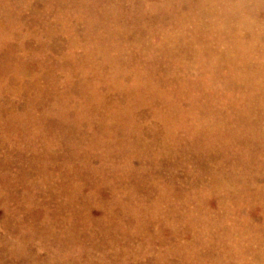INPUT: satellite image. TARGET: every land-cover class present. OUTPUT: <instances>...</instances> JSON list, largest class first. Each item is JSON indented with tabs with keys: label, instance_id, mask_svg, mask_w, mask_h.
Returning <instances> with one entry per match:
<instances>
[{
	"label": "rangeland",
	"instance_id": "374dc122",
	"mask_svg": "<svg viewBox=\"0 0 264 264\" xmlns=\"http://www.w3.org/2000/svg\"><path fill=\"white\" fill-rule=\"evenodd\" d=\"M0 8H3V9H0V25H1L0 29L4 30V31L0 30V264H130L131 262H132L131 264H144L147 260L145 258H148V260L152 259V261H151V262H153L152 264H155V263L156 264H162V263L163 264H169V263L170 264H172V263L177 264L179 262H180L179 264H216V263L217 264H244V263L247 264L248 260L250 261L249 262L250 264H252V263L254 264V262H255V264H264V214H263L264 213V198H263L264 197V189H263L264 188V178H263L264 177V168L260 167L262 165L261 162L264 163V155H263L264 150H262V149H264V144H263L264 143V137L261 138V136H264V116H263V112L259 109L260 99L261 98L263 99L264 97L262 96L261 93L256 94L257 95L256 97H253L252 95H250L251 89L254 87L260 86V84L262 83V79L264 78V65H263V68L254 76L253 75L248 76V74H246V72H241L239 70L237 72H235V70H234L235 73L232 71H229L230 72L229 73L228 70L232 69L230 66H228L229 63L222 61L220 59L222 56H218V55H223L224 52L226 53V51L228 50V49H226V47L234 48L235 46H237L238 42L240 43L242 41V44H244V47L247 50H250V52L252 51L251 52L252 54L258 55L259 53H261V54H259V56L256 55V57L260 58V56H261L260 59H263L262 61L264 63V51H263L264 50V0H247V1L246 0H0ZM223 10H224V12H223ZM220 12H221L222 16L220 15ZM228 12H229V14L227 15ZM235 12H236V14H235ZM108 14L110 15L111 18L109 17ZM111 14H113V15H111ZM225 15H227L228 17ZM241 15H243V16H241ZM114 16H116L118 18H116ZM184 16H186L185 18L187 19V21H186V19H182V17H184ZM188 16H190V17H188ZM119 17H120V19H119ZM136 17H138L140 24L137 23L138 20H136L137 19ZM148 17H149V19L151 18L150 19L151 23L148 22L149 21V19H147ZM168 17H169V20L167 19ZM225 17H227V19ZM121 18H123L124 20ZM130 18H132V19H130ZM143 18H145V19H143ZM164 18H166L168 21L167 20L165 21ZM179 18L182 19L183 23L180 21ZM191 18L193 19V21ZM218 18H219V21H218L219 23L223 22V20H224V22H223L224 26L222 25V23L219 24L217 22ZM231 18L233 20H231ZM249 18H252V20L251 19L249 20ZM157 19L159 21H156ZM211 19L214 22L211 21ZM214 19H216V20H214ZM228 19H229V21H228ZM255 19L257 21H255ZM129 20H130V22H129ZM135 20H136V22H133ZM160 20H161V22H160ZM162 20H164L163 24H165V26L162 24ZM110 21H113V22L110 23ZM201 21H203V22H201ZM207 21H208V23H207ZM225 21L227 22V25L225 24ZM244 21H245V23H244ZM51 22H52V25H51ZM169 22H171V23H169ZM180 22L182 24H184V23L185 24L182 25ZM195 22H197V23H195ZM212 22L214 24H212ZM240 22H241V24H240ZM56 23L59 25H57ZM128 23L130 25H128ZM132 23H134L135 25ZM143 23H144L145 27L142 25ZM166 23H167V25H166ZM198 23H200L199 26L197 25ZM7 24H8V26H7ZM107 24H108V27H107ZM110 24L112 26H110ZM115 24H118L119 26L115 25ZM152 24H153V26H152ZM186 24H189V27ZM209 24H211V25H209ZM229 24H231V25H229ZM2 25H3V27H2ZM64 25H66L65 27H67L66 29L64 28L65 30L63 29ZM132 25L136 26L137 28L135 29V27H131ZM160 25L164 28V32H163V29ZM214 25H216V26H214ZM220 25L222 27H219ZM57 26L60 29L56 28ZM60 26H62V27H60ZM109 26H110V28H109ZM114 26L116 28H114ZM125 26H127V27H125ZM129 26L133 30L131 29V31H129L130 30ZM156 26L161 27L160 28L161 31H160L159 27L157 28ZM171 26H173V27H171ZM191 26L192 27L195 26L196 28H192ZM250 26H252V28L249 30ZM150 27H153V28L150 29ZM170 27H171V29H170ZM186 27H188L189 29ZM215 27H216V29H215ZM223 27H224V29H223ZM245 27L246 28L248 27V28L246 29ZM61 29H62V31H61ZM108 29H110V32ZM116 29H117V31H116ZM153 29H155V30L153 31ZM178 29H181V30H178ZM190 29L192 31L194 29L197 32L196 31L192 32ZM202 29L204 31H202ZM228 29H231L232 32ZM101 30H102V33H101ZM104 30H106V31L104 32ZM111 30L114 32L115 38L112 37L113 32ZM141 30H142V32H139ZM143 30H145V31H143ZM165 30H166V32H165ZM183 30H185V31H183ZM187 30L188 31L190 30V31L186 32ZM60 31L63 32L65 35L61 34ZM210 31H211V34H210ZM216 31H218V33ZM67 32H68V35L66 34ZM106 32H109V34L112 32L111 33L112 39L108 35V33H107V36H109V37H107L106 35L103 37V35ZM169 32H170V35H168ZM227 32H229V33L226 34ZM117 33L120 36L116 35ZM143 33H145V34H143ZM152 33H153V35H152ZM247 33H248V35H247ZM163 34H164V36H162ZM178 34H180V35H178ZM181 34H182V37H181ZM167 35L170 36L171 38H169ZM184 35H187V37ZM195 35H196V37H195ZM117 36H118V38H117ZM165 36H166V38H164ZM230 36L232 38H230ZM70 37H72V38L69 39ZM151 37H152V39H151ZM208 37H210V39H212V40L209 39V41H208V39H206ZM88 38H89V40H88ZM172 38L174 39V42L171 41V40H173ZM182 38L183 39L185 38V40H187L186 43L184 42L185 40H182ZM196 38H197V40H194ZM217 38H219V39L217 40ZM240 38H241V41H240ZM97 39L99 42L97 41ZM117 39H120V40H117ZM121 39H122V41H121ZM162 39H163V41H162ZM167 39H168V41H166ZM70 40H72L73 42ZM114 40L115 41L117 40V41L113 42ZM144 40H147V42L144 43L145 42ZM175 40H177V41H175ZM203 40H204V42H203ZM213 40H215L216 44ZM118 41H119V43L124 41L123 45H122V43L119 44ZM141 41H143V42L141 43ZM169 41H171V43ZM221 41H222V43H221ZM89 42H91V44H89ZM175 42H177V43H175ZM200 42L204 45V47L207 46V48H204L203 45H200ZM208 42H209V44H208ZM107 43L109 45H107ZM127 43H129V45ZM181 43H182V45L180 47L179 44H181ZM187 43H188V45H187ZM213 43L215 45H213ZM113 44H114V48H113ZM175 44H176V46H174ZM227 44L228 45L230 44V47ZM96 45L99 46L100 48L97 47ZM102 45H103V47H102ZM115 45H121V46H115ZM156 45L159 47H162V48H158V47H156ZM177 45H178V47H177ZM199 45L202 46L204 49H200L202 47H200ZM109 46H111V47H109ZM164 46H165V48H164ZM186 47L188 50L185 49ZM189 47L190 48L193 47V48L189 49ZM210 47L212 50L210 49ZM95 48H96V50H94ZM98 48H99V50H98ZM109 49H110V52H109ZM130 49H132V50H130ZM183 49H184V52H183ZM193 49L194 50L196 49V51L198 50L197 52L194 51V52H196V54H194V52H191V51H193ZM225 49H226V51H225ZM88 50L89 51L92 50V52L90 51L92 53V55L90 52H88ZM97 50H98V52H96ZM104 50L109 53L108 55H110L111 51H113L112 54L110 55L108 63H107V60H108L109 56L107 55V53H103ZM160 51H161V53H160ZM121 52L123 53V56H122ZM127 52H129L130 55L131 54L132 55L130 56L129 53H127ZM175 52H177V53H175ZM181 52H182V54H184L183 56H182V54L180 55ZM208 52H209V54H208ZM220 52H222V53H220ZM87 53H90V54H87ZM99 53H102L101 54L102 56ZM116 53H117V58H116ZM124 53H126V54L124 55ZM155 53H156V55H155ZM174 53H175V55L176 54L178 55V53H179L180 56L179 55L174 56ZM199 53H202V54H200L201 55L200 60H199V58H197V56H199ZM96 54L98 55V57ZM103 54H105V55H103ZM172 55H173V57H171ZM187 55H190V57ZM70 56H71V58L74 56L72 58V60H70L71 58L67 59ZM106 56H108V57H106ZM161 56H163L164 61H163V59L161 61H159L161 59ZM185 56H186L187 60H186V58H184ZM193 56H194V58H193ZM216 56H217V59H215ZM81 57H82V59H81ZM101 57H102V59H100ZM123 57H125V58H123ZM175 57H177L178 60H176L177 58H175ZM213 57H214V59H213ZM74 58H75V60H74ZM104 58H106V59H104ZM76 59H77V61H76ZM83 59H85V60L88 59V61L91 59L90 60L91 63L88 61L85 62V60L83 61ZM97 59H99L98 64H96L98 61ZM128 59L129 60L131 59L132 62L129 61ZM234 59H238V55L235 56ZM92 60L93 61L95 60L96 63L93 62ZM115 60H116V62H115ZM139 60H140L141 65L138 62ZM156 60L159 63L160 62L161 63L160 64L157 63ZM71 61H75V63L72 62V64L70 66H68ZM80 61L85 62L83 64H86V65L83 66V64ZM101 61H102V63H101ZM135 61H137V62H135ZM188 61H190V62H188ZM87 62H88V64H87ZM92 62H93V64H92ZM165 62H166V64H165ZM169 62H171V64L174 62L173 66ZM186 62H187V65L185 64ZM78 63L82 64V65H79ZM135 63H137V64H135ZM148 63H149V65H148ZM191 63H192V66H191ZM89 64L91 66L95 67L96 69L93 67L92 68L90 67V69H91L90 70L88 68ZM94 64H95V66H94ZM107 64L111 68L108 67ZM116 64L118 66L119 65L120 66L118 67V66H116ZM132 64H133V67H132ZM184 64H185V67H184ZM193 64L195 66H197L196 67L197 69L194 67ZM233 64H235V66H236V67H234V69L239 68L237 63H233ZM121 65L125 66V68L121 67ZM130 65H131V68L129 67ZM144 65H145V68L143 67ZM151 65H153V66L150 67ZM175 65H176V67H175ZM199 65L202 67L201 69H200ZM146 66L147 67L149 66L148 69ZM157 66H158V68H157ZM159 66L162 68V70H160ZM168 66H170V67H168ZM180 66H181L182 72L184 70V72H186V73L180 72L181 71ZM106 67H107V70H108V68L111 70H108L109 71L108 72L107 70H105ZM141 67H143V68H141ZM165 67L167 70L164 71L163 68H165ZM172 67H173V69H172ZM214 67H215V69H214ZM224 67H226V68H224ZM84 68H85V70H84ZM98 68L99 69L101 68V69L99 70ZM113 68H114V70H113ZM153 68H155V69H153ZM194 68H195V70H194ZM92 69H94V70H92ZM117 69H119V70H117ZM121 69H123V70H121ZM174 69L177 70L178 72H180L181 75L178 72L173 71ZM209 69H210V71H208ZM87 70H89V71L86 72ZM97 70H99L100 72H98ZM116 70L119 72H117ZM145 70L148 73H146ZM95 71H96V73H95ZM101 71L102 72L104 71V73H102ZM110 71H112V72H110ZM203 71H206V72H203ZM219 71L221 73L223 72V74H224V76L220 75L222 81L219 77ZM85 72H86V74L84 75ZM113 72H115L116 74H114ZM92 73L95 75H93ZM228 73L231 77H233L235 75L234 77H237L238 80L232 81L231 79H229L225 75ZM242 73L245 75H243ZM96 74H97L98 80L96 78ZM117 74L118 75L120 74V77ZM146 74H148L150 78ZM160 74H162V75H160ZM116 75L118 77H116ZM122 75H123V77H122ZM145 75H146L147 79H145L146 78ZM137 76H138V78H137ZM246 76L250 77V78H248V80H247ZM65 77H68L69 79H66ZM72 77H74V78H72ZM121 77H122L123 81L122 80L120 81ZM127 77L129 79V82H128V80H126ZM181 77H183V79ZM242 77L246 78L248 84L246 83V81H243L244 84L242 85L243 82L239 81V80L243 79ZM114 78H115V80H116V78H118L117 79L118 81L116 80V83L113 84ZM162 78H163V81L166 80L167 82L166 81L163 82ZM188 78L192 81H190ZM50 79H54V81H52ZM70 79H72L73 82L75 80V84L73 82H70ZM87 79H90V80H87ZM93 79H94V81H92ZM95 79L97 81H99L98 83H100V86L96 83ZM99 79L102 81H100ZM150 79H151V81H150ZM202 79H204V81H202ZM59 80H61V82ZM66 81L67 82L69 81L71 83V86H68L70 83H67ZM143 81H145V82H143ZM147 81H149V82H147ZM158 81H159V83H158ZM249 81L254 82V83L251 82L254 86L251 83H249ZM256 81H259L260 84ZM101 82H103V83H101ZM117 82L119 84H117ZM134 82H136V83L134 84ZM231 82H233V83H231ZM234 82H236V83H234ZM59 83H62V84L60 85ZM164 83L166 85H164ZM195 83H196V86H195ZM66 84H68V85H66ZM91 84H93V85H91ZM157 84L158 85L162 84L163 86L161 85V87H160ZM176 84H178V85H176ZM180 84H181V87L183 89L180 88V86H179ZM197 84H198V87H197ZM59 85H60V87H59ZM94 85L99 87L100 90L97 87H95L96 91H93L94 89H92V87ZM104 85H105V87H104ZM119 85H120V88L117 87ZM129 85L132 86V89L130 88ZM154 85H157L159 88H157L155 86L156 87V90H155ZM168 85H170V87ZM172 85H174V86H172ZM199 85L202 86V87H200V89H199ZM223 85H224V87H223ZM229 85H231V86H229ZM234 85H236V86H234ZM240 85L242 87H240ZM165 86H167L169 89ZM194 86H195V88H194ZM100 87H103V88H100ZM162 87H165V88H162ZM171 87H173L174 90ZM53 88H55V89H53ZM60 88H61V90H60ZM68 88L70 90H68ZM80 88L82 89V91ZM170 88H171V90H170ZM220 88H222V89H220ZM88 89H89V91H88ZM103 89H104V91H103ZM190 89H192V90L190 91ZM195 89H196V91H197V89L199 91L195 92ZM90 90H91V92H90ZM109 90H110V92H109ZM111 90L114 94L111 92ZM114 90H116V91H114ZM126 90H128V91H126ZM53 91H55V92L57 91V92L54 93ZM135 91H136V93H135ZM172 91H176V92H172ZM67 92H71V94L72 93L73 94L71 95L70 93H67ZM64 93H65V95H64ZM93 93H95L98 97L102 96L101 99L103 100V102L100 99V97H99L100 101L97 100L98 97L97 96L94 97L95 94L93 95ZM97 93H99V94H97ZM174 93L177 96H175ZM179 93L180 94L182 93V95H180ZM207 93H209L210 95ZM214 93H217V94L214 95ZM59 94H61L62 97H60ZM66 94H70L74 99L71 98V96L66 95ZM89 94L91 95L92 98L90 97ZM172 94H173L175 99L179 98V99H182V101L179 99L173 100L174 98L171 97ZM183 94H186V95L183 96ZM188 94L190 97L188 96ZM191 94H193V95H191ZM38 95H41V96H38ZM43 95H44V97H42ZM85 95H87V97ZM55 96L57 99L55 98ZM65 96H66V98H65ZM119 96H121V97H119ZM39 97H41V98H39ZM50 97H51V100H50ZM68 97L71 98V99L69 98L71 103L68 102L69 101ZM80 97H81V100L79 99ZM82 97L84 98V101H83ZM85 97H86V99H85ZM108 97H110V98H108ZM131 97H132V100L130 103L128 101H129V99H131ZM44 98L48 99L49 101L48 100L45 101ZM58 98H62L61 99L62 105L60 108H59V106L61 103H60V100H58ZM186 98H187V101H186ZM118 99H119V101H118ZM52 100L53 101L55 100V101L53 102ZM64 100L66 102H68V103H66V104H68L67 106L64 103ZM95 100L98 101L99 103H96ZM177 101H180V102L177 103ZM84 102L86 104H84ZM92 102H93V105H92ZM136 102H138V103H136ZM109 103H111V106H109ZM122 103L124 104V107H123ZM126 103L128 104V106L126 105ZM49 104H53L54 108L56 107V105H57V107L54 109L53 105L50 106ZM129 104H131V105H129ZM134 104H136V106H134ZM146 104H148V105H146ZM247 104H248V106H247ZM78 105H81V106H78ZM117 105L120 106L121 110L119 109V106H117ZM68 106L69 107L71 106L70 109H66V107L69 108ZM85 106H87V107H85ZM198 106L199 107L203 106V107H201L199 109ZM204 106H205V108H204ZM142 107H144V109H142ZM172 107H175V108L173 109ZM194 107H196V108H194ZM50 108H53V111H55V112H53L52 109H50ZM117 108L119 109V111L117 110ZM146 108H148V109H146ZM246 108L248 110H250V112L247 111ZM114 109H116L118 113ZM127 109H129V110H127ZM137 109H138V111H137ZM191 109H192V111H191ZM61 110H63L64 112ZM71 110H72V112L73 111L74 112L72 114H70V116H69L68 114L71 113L70 112ZM75 110H76V112H75ZM126 110H127V114H125ZM179 110H180V112H179ZM193 110H194V112H193ZM198 110L201 111L202 114L199 113ZM50 111H52V112H50ZM92 111H93V113H91ZM94 111L96 112V114L97 113H100V114L96 115V114H94ZM190 111H191L193 116L189 115ZM244 111L250 113L249 116H248V114H245L246 112H244ZM185 112H186V114H185ZM231 112H232V114H231ZM53 113L55 114V116ZM74 113H75V116L73 115ZM132 113H134V114H132ZM166 113H168V114H166ZM206 113H208V114H206ZM234 113L236 115H234ZM90 114H92V115H90ZM177 114H179V115H177ZM194 114L197 115V116H195L197 119L194 118ZM221 114H223V116ZM240 114H242V116ZM244 114L247 115V117ZM71 115L73 118L71 117ZM89 115H90V117H89ZM115 115L117 118L115 117ZM122 115L127 116V117L123 118ZM186 115L187 116L189 115V117H187ZM96 116H97V118H96ZM130 116H131V118H130ZM118 117H122V118H118ZM184 117H186V118H184ZM222 118H223V121H225V122L222 121ZM244 118H246V119H244ZM97 119H99L100 121ZM108 119H109L110 127L107 124ZM125 120H126V122H125ZM175 120H177V121H175ZM181 120H182V123L179 122ZM191 120H193V121L190 122ZM247 120H248V122H247ZM85 121L87 123H85ZM65 122L68 124H66ZM100 122H102V124H100ZM113 122H115V123H113ZM64 123H65V125H64ZM82 123H83V125H82ZM127 123H128V125H127ZM178 123H180V124H178ZM94 124L96 125V127ZM183 124L185 127L183 126ZM193 124L195 126H193ZM99 125H101V129L103 126H106V128L103 127L104 129L101 130ZM179 125L180 126L182 125L181 128ZM244 125H245V127H244ZM257 125H258V127H257ZM126 126H128V127H126ZM219 126H222V129ZM47 127H49V128H47ZM56 127H58V128H56ZM91 127L93 128V130ZM154 127H156V128H154ZM217 127H218V129H217ZM44 128L47 131H45ZM112 128H113V130H112ZM190 128H192V129H190ZM51 129H52L53 133H51L52 132ZM54 129H56V130L58 129L57 131L55 130L57 132L58 138H57V135L54 134V133H56L54 131ZM189 129H190V132H188ZM210 129L213 132H210L211 131ZM226 129L228 130V133L229 132L231 133V135H229L230 133L228 134L226 132ZM60 130H61V133L59 132ZM79 130L80 131L83 130V131L80 132ZM165 130H167V131H165ZM217 130H219V131H217ZM260 130L262 133L260 132ZM42 131H43V133H42ZM78 131H79V135L77 134ZM102 131H104V132H102ZM235 131L236 132L239 131V132L234 133ZM257 131H258V133H256ZM49 132H50L51 136H50V134L49 135L45 134V133H49ZM139 132H141V133H139ZM174 132H176V133H174ZM195 132H197L198 134ZM218 132L221 136L218 135ZM221 132H223V133H221ZM95 133H97V134L100 133L101 135L102 134L103 135L101 136V135H97ZM61 134H62V136L63 135L64 136L62 137ZM75 134H77L76 137H75ZM156 134H157V138H156ZM240 134H242L243 136ZM245 134H246L245 137H247L246 139L244 137ZM253 134H257L256 138L251 136ZM52 135H53V138L51 139ZM55 135H56V138L54 137ZM67 135H69V137ZM188 135H189V137H188ZM45 136H47V137H45ZM87 136L90 139L89 138L85 139V137H87ZM229 136H230V138H229ZM231 136H233V137H231ZM250 136L252 138H255L256 140H254V139L250 140L249 139V138H251ZM16 137L19 139H17ZM67 137L70 140L67 139L68 140L67 141L66 140ZM111 137H112V139H111ZM60 138H61V140H60ZM172 138H174V139H172ZM232 138H234V139L231 140ZM260 138H261V140H260ZM8 139H9V141H8ZM38 139H39V141H38ZM40 139H42V140L40 141ZM78 139H79V141H76ZM83 139H84V141H83ZM102 139L103 140L106 139V140L103 141ZM227 139L232 141L233 144L230 143ZM247 139H249V140H247ZM257 139H258V141H257ZM80 140L82 142H80ZM99 140H101V141H99ZM187 140H189L190 142L187 143ZM239 140H240V143H239ZM31 141L32 142L37 141V142L32 143ZM123 141L127 145L126 148L123 147V146H125V143ZM144 141H146V142H144ZM157 141L161 145H159L157 143ZM220 141H225V142H223L222 143L223 145H222ZM226 141L229 142V143L227 142V144L230 145V148L232 147L231 149L228 148L229 146L226 145ZM249 141H251V143H253V144H251ZM252 141H254V142H252ZM12 142H14V143H12ZM16 142H18V143H16ZM45 142H47V144L50 143V145L49 144L48 145L49 146L52 145V146L49 147V146L45 145ZM217 142H220V143H217ZM7 143H8V145H7ZM40 143H41V145H40ZM78 143H79V146H78ZM147 144L150 146H147ZM231 144H232V146H231ZM239 144H242V145H239ZM80 145H82V146H80ZM167 145H168V147H167ZM175 145L177 147H175ZM220 145H221V148H220ZM244 145L245 146L248 145L250 150L252 147L253 151L252 150L247 151L248 148H246ZM259 145H261V147L263 145V147L261 148V147H259ZM35 146H37V147H35ZM42 146H43V148H42ZM65 146H67V147H65ZM120 146H121V148L123 147V151L121 150ZM140 146L142 147L141 148L142 151L139 150ZM151 146H152V150H151ZM162 146L165 148H163ZM169 146L171 147V150H170ZM217 146H219V147H217ZM45 147H47V148H45ZM131 147H132V149H131ZM157 147H160V150ZM209 147H210V149H209ZM233 147H234V149H233ZM242 147H244V148H242ZM1 148H2V150H1ZM34 148H37V149L35 150ZM74 148H76V149L74 150ZM118 148H119V151H118ZM191 148H193V149H191ZM61 149H63V150L61 151ZM64 149H67V150H64ZM111 149H112V151H111ZM165 149H167V150H165ZM208 149H209V153H208ZM239 149L242 150L243 153L241 151H239ZM255 149H256V151H254ZM260 149H261V151H260ZM91 150H92V153H91ZM93 150H95L96 152L95 151L93 152ZM177 150L181 153V156ZM233 150H235V151H233ZM41 151H42V153H41ZM162 151H163V153H162ZM166 151H168L167 153L169 156L166 155ZM174 151H176L177 153L175 154ZM49 152H51V153H49ZM61 152H63V153H61ZM138 152H140V155L138 154ZM142 152H143V154H142ZM173 152H174V154H173ZM204 152L207 153L209 156L206 155ZM223 152H224V154H223ZM249 152H251V154H253V155H251ZM258 152H260V154ZM70 153H71V155H70ZM88 153H89V155H88ZM101 153L104 155H102ZM152 153H154V154H152ZM188 153H191V154H188ZM42 154H43L44 158H43ZM50 154H52V155L50 156ZM60 154L63 156L62 158L60 157ZM120 154L124 158L122 156H120ZM135 154H138V155H135ZM160 154H162L163 156L162 155L160 156ZM245 154L247 156H244ZM172 155H174V156H172ZM221 155L222 156L224 155V156L221 157ZM225 155H227V156H225ZM231 155H233L236 158H234ZM30 156H31V158H30ZM37 156H38V158H37ZM40 156H42V157H40ZM89 156H90V159H89ZM140 156H142V157H140ZM164 156H166V158H164ZM177 156H179V157H177ZM205 156L208 157L207 158L208 159L207 161H209L208 165H207V161L205 160L206 159ZM259 156H260V158H259ZM261 156L263 158H261ZM58 157H60V158H58ZM68 157H69V159H68ZM80 157L82 158V160ZM84 157H87L88 159L84 158ZM99 157H100V159H99ZM152 157H153V159H152ZM160 157L162 158L161 160H160ZM168 157L172 161L167 159ZM172 157H174V158H172ZM184 157H185V159H184ZM188 157L191 160H188ZM231 157L234 158V159H232L233 161L236 160L235 161L236 164H235V162L232 163L233 161L231 159H228ZM33 158H34V160H33ZM224 158H226L227 160H225ZM245 158H247V159H245ZM27 159L28 160L32 159L33 161L32 160L28 161ZM40 159H44L45 161H41ZM62 159L63 160L68 159L67 160L68 162L64 161L65 163L63 165L62 163H60L61 161L63 162ZM84 159H85V161H83ZM174 159L176 161H173ZM197 159H198L199 163H198ZM248 159L250 160L249 162H248ZM106 160H108L110 163ZM129 160H130V163H129ZM145 160L146 161L149 160V161L146 162ZM150 160H151L152 164L150 163ZM163 160H165V162L161 163ZM167 160H168V162H170V164L167 162ZM253 160L256 163L255 165H254ZM38 161H39V163H38ZM75 161H77V162L75 163ZM101 161H104V162H101ZM121 161H122V163H121ZM191 161H193V162H191ZM228 161H229V165H228ZM256 161H259L260 164H258ZM153 162H156V163H153ZM246 162H248V163L253 162V163L247 164ZM71 163H73V164H71ZM101 163H102V166L103 165H106V166L102 167ZM105 163H107V164H105ZM123 163H125V164H123ZM143 163H144V165H143ZM113 164H115V165H113ZM156 164H158V165L156 166ZM165 164L168 166V168ZM174 164H175V166H174ZM210 164H212V165H210ZM223 164H225V165H223ZM233 164H234V167L231 166ZM67 165L69 167H72L73 170H72V168L67 167L68 170L66 171L65 169H66ZM107 165H110V166H107ZM153 165H154V167H153ZM159 165H161V167H159ZM192 165L194 166V168ZM44 166H48V167L45 168ZM63 166H64V168H63ZM83 166H84L85 170H84ZM89 166L91 167V169ZM115 166H117V167H115ZM216 166H218L219 170L217 169ZM236 166H238V170H237ZM255 166H257V167L259 166L258 167L259 169L257 167L255 169ZM263 166H264V164H263ZM74 167H76V168H74ZM86 167H89V168L86 169ZM95 167L97 168V170H95ZM129 167H132L133 170H132V168H129ZM209 167L211 169H209ZM228 167H230V168H228ZM231 167H232V169L234 168L232 171L233 173L231 172ZM93 168H94V171L92 170ZM109 168L110 169L112 168V169L110 170ZM114 168H117V171ZM213 168H214V170L216 169V171L217 170L218 171L213 172ZM62 169H64V170H62ZM102 169H105V170H102ZM129 169L132 170L133 172L130 171ZM156 169H158V170H156ZM168 169L171 172H169ZM198 169H199V171H198ZM206 169H207V171H204ZM220 169H221V173L219 172ZM224 169L227 172L224 171ZM113 170H115L114 173H112ZM194 170H195V173H194ZM235 170H237V172ZM60 171H62V172H60ZM70 171H73V172H70ZM78 171L80 173H78ZM82 171H83V174H82ZM102 171H103V173H101ZM153 171H155V172H153ZM156 171H157L158 175H156L157 174ZM222 171L224 173H222ZM250 171H251L252 175L250 174ZM183 172H184V174H183ZM202 172L204 173L205 177L203 176ZM68 173H69V175H68ZM71 173H72V175H71ZM131 173H133L134 176H133V174L131 175ZM154 173H156V174H154ZM161 173H163L162 178H161ZM213 173L216 174L217 176L214 175L215 177L213 176L212 178H211V176H208V174L213 175ZM234 173H237V174H234ZM65 174L68 176H66ZM86 174H88V176ZM98 174H100V176ZM195 174H197V175H195ZM70 175L72 177L73 176L74 177L70 178L71 177ZM79 175H82V176H79ZM91 175H92V177H91ZM111 175H113V176H111ZM126 175H127L128 180L126 179ZM136 175H138V176H136ZM154 175H155V177H154ZM178 175H180V176H178ZM246 175H247L248 179H246L247 178ZM254 175H255V177H254ZM96 176L100 179V181ZM129 176L131 178H129ZM193 176H195V177H193ZM220 176H223L222 177L223 179ZM231 176H232V178H231ZM11 177H12V179H11ZM13 177H14V179H13ZM16 177L18 179H16ZM120 177H121V179H120ZM200 177H201V179H200ZM66 178H68V179H66ZM75 178L77 179V181ZM163 178H164V180H163ZM206 178H208V179H206ZM241 178H243L244 180L246 179V181H244ZM252 178H254V180ZM91 179H93V180L91 181ZM108 179L110 180L109 183H108ZM213 179L216 181L215 183H214ZM219 179H220V181H219ZM239 179L242 182L243 181L244 182L241 183V181ZM71 180H73L75 182H73ZM105 180L107 181V183ZM12 181H14V182H12ZM248 181L249 182L251 181L250 182L251 184L248 183ZM259 181H261V182L259 183ZM47 182L50 184H48ZM157 182H159V183H157ZM246 182L249 184V186L246 185V187H248V189L245 187V184H247ZM72 183H74V184H72ZM110 183H112V184H110ZM93 184L96 185V187H94ZM129 184H131V185L129 186ZM134 184H135V186H134ZM231 184L233 185V187H231ZM140 185H141V187H140L141 190H143L145 188L144 190L147 189V191H144V190L141 191L140 188L138 189V187ZM158 185L160 186V188ZM224 185L228 186V187L230 186V188H232V189H229V188L226 189V187ZM237 185L238 186L241 185L242 186L241 189H240V187H235ZM250 185H251V187H250ZM103 186H105V187H103ZM261 186H263V187H261ZM148 187L150 190H148ZM200 187H201V189H200ZM96 188H98L99 190L98 189L96 190ZM128 188L130 190H128ZM233 188H235V189H233ZM123 189H124V191H123ZM126 189L129 191V193L125 191ZM183 189L185 191V194H187L186 196L184 194ZM199 189L201 192L199 191ZM243 189L244 190L246 189V190L243 191ZM109 190H110V192H109ZM241 190L243 191V193ZM111 191L112 192H118L119 191V192L115 194V193H112ZM136 191L139 193H137ZM239 191H241V192L238 193ZM256 191H257V193H256ZM199 192H200V194H199ZM120 193H123V194H120ZM252 193H254V194H252ZM255 193L257 194V197H256ZM94 194H95V196H94ZM251 194L254 195V197ZM142 195L144 198H142ZM154 195H156V196H154ZM239 195L243 199H241L239 197ZM80 196H82V199ZM129 196H131V197H129ZM193 196H194V198H193ZM229 196H231V197L229 198ZM251 196L255 199H253ZM111 197H113V198H111ZM185 197H186V199L184 200ZM225 197L228 199H226ZM234 197H237V199L235 198L236 200H234ZM108 198H110V199H108ZM230 199L231 200L233 199V200L229 201ZM240 199L242 200V202L240 201ZM244 200H246V201H244ZM183 201H185V202L183 203ZM236 203L239 204V208H238V205ZM110 204L111 205L113 204L112 207ZM107 205H109L108 208L110 210H108ZM174 205H175V207H174ZM14 207L16 210H14ZM143 207H144V209H143ZM180 207L182 209H184L185 211L182 210ZM105 208H107V210ZM116 208H117V210H116ZM28 209H30V210H28ZM220 209H222V210H220ZM108 211L112 212V213H110L111 215L109 214ZM220 212H222V213H220ZM235 212H236V214H235ZM113 213H114V215H113ZM116 213H117V215H116ZM225 213H226V215H225ZM240 213H242V214H240ZM243 215H245V216H243ZM126 216H127V218H126ZM153 218L155 220H153ZM106 219H107V221H106ZM126 219L127 220L129 219L128 224H127ZM94 220H95V222H94ZM244 220H245V222H244ZM17 221L20 224H18ZM119 222H122V223L124 222V223L122 225V223H119ZM92 223L93 224L95 223V224L93 225ZM116 223L118 224L119 227H117ZM164 223L165 224L167 223V224L165 225ZM156 224H158V225H156ZM196 224H197V227H196ZM19 225H21V226H19ZM106 225H108L109 227ZM114 225H115V227H114ZM124 225H126V226H124ZM169 225H170V227H169ZM127 226H129V228ZM132 226H133V228H131ZM149 226L152 230L149 229ZM183 226L186 228H183ZM105 227H106V229L108 227L107 231H104V230H106ZM165 227H167V228H165ZM191 227H193V228H191ZM112 228H114V229H112ZM141 228L143 229V231H142L143 233L140 231ZM168 229H169V231H168ZM162 230H164V232ZM234 230H237L238 232L234 231ZM108 231H109V234H111V233L113 234V232H114V234L111 235V237H110V235L108 236ZM130 231H132L131 232L132 236H130V233H129ZM135 231H137V232H135ZM179 231H182V232H179ZM251 231H253V232H251ZM139 232H141L142 234ZM233 232H234V234H233ZM128 233H129V235H128ZM144 233L148 236V238L146 235H144ZM135 235H137V238L134 239V237H136ZM153 235L155 236V238H153ZM241 235H243V236L241 237ZM157 236H158V239H156ZM123 237H124V239L126 237V240L123 239L124 241H122L121 239ZM169 237H170V239H168ZM159 238H160V241H159ZM186 238H187V240H186ZM107 239H111V240L109 241ZM128 239H130V240H128ZM170 240L173 243L170 242ZM112 241H114L115 244H113ZM117 241H119L121 243H118ZM188 241H190V242H188ZM241 241H243V242H241ZM158 242L159 243L163 242V243L159 244ZM107 243L109 244L108 246H107ZM164 243H165V245H164ZM174 243L176 246L173 245ZM208 244H209L210 248L211 249L214 248V250H211L209 248ZM159 245H161V246H159ZM152 246L155 249H153ZM203 246H205L207 249L204 248ZM107 247H109V248H107ZM216 247L219 249H217ZM184 248H186V249H184ZM208 248H209V250H208ZM215 248H216L217 252H216ZM132 249H136V250H134L135 253H133L134 251H132ZM205 249H206V252H205ZM129 254H130L129 257H132V259L128 257ZM149 256H151L152 258L150 257L151 259H149ZM183 257H185V258H183ZM248 257H250L251 259ZM164 258H165V261H163ZM136 259L137 260L139 259V260L136 261ZM140 259L141 260L143 259V260L141 261ZM167 259H169V260H167ZM154 260H155V262H154ZM196 261H199V263ZM146 264H151V263L149 261V262H146Z\"/></svg>",
	"mask_w": 264,
	"mask_h": 264
},
{
	"label": "bare ground",
	"instance_id": "6f19581e",
	"mask_svg": "<svg viewBox=\"0 0 264 264\" xmlns=\"http://www.w3.org/2000/svg\"><path fill=\"white\" fill-rule=\"evenodd\" d=\"M246 1H247V0H246ZM251 2H252V1H251ZM253 2H254V1H253ZM257 2H258V1H257ZM199 8H200V7H199ZM0 9H3V8H0ZM231 10H232V9H231ZM223 12H224V10H223ZM229 12H230V11H229ZM229 12L227 13V15L229 14ZM224 14H225V13H224ZM235 14H236V12H235ZM242 14H243V13H242ZM3 15H4V14H3ZM108 15H109V14H108ZM111 15H113V14H111ZM134 15H135V14H134ZM220 15H221V12H220ZM227 15H225V16H227ZM116 16H117V15H116ZM116 16H114V17H116ZM136 16H137V15H136ZM150 16H151V15H150ZM221 16H222V15H221ZM234 16H235V15H234ZM241 16H243V15H241ZM109 17H110V15H109ZM109 17H108V18H109ZM114 17H113V18H114ZM185 17H186V16L182 17V19H186ZM188 17H190V16H188ZM227 17H228V16H227ZM227 17H225V18L227 19ZM110 18H111V17H110ZM116 18H118V17H116ZM133 18H134V17H133ZM136 18H137L136 20H138V17H136ZM145 18H146V17H145ZM145 18H143V19H145ZM158 18H159V17H158ZM161 18H162V17H161ZM219 18H220V17H219ZM219 18H218L217 22L219 21ZM221 18H222V17H221ZM225 18H224V19H225ZM229 18H230V17H229ZM232 18H233V17H232ZM232 18H231V20H233ZM234 18H235V17H234ZM246 18H247V17H246ZM252 18H253V17H252ZM252 18H249V20H250V19L252 20ZM114 19H115V18H114ZM114 19H113V20H114ZM119 19H120V17H119ZM121 19H123V18H121ZM125 19H126V18H125ZM130 19H132V18H130ZM147 19H149V17H148ZM150 19H151V18H150ZM150 19H149V21H148V20H147V21L150 22ZM152 19H153V18H152ZM159 19H160V18H159ZM164 19H165V21H166L167 19L169 20V17H168L167 19H166V18H164ZM179 19H180V18H179ZM182 19H180L181 22H182ZM191 19H192V18H191ZM202 19H203V18H202ZM226 19H225V20H226ZM238 19H239V18H238ZM241 19H242V18H241ZM115 20H116V19H115ZM115 20H114V21H115ZM123 20H124V19H123ZM136 20L133 21V22H136ZM153 20H154V19H153ZM168 20H167V21H168ZM194 20H195V19H194ZM203 20H204V19H203ZM208 20H209V19H208ZM214 20H216V19H214ZM243 20H244V19H243ZM243 20H242V21H243ZM245 20H246V19H245ZM144 21H145V20H144ZM147 21H146V22H147ZM156 21H159V20L157 19ZM156 21H155V22H156ZM163 21H164V20H162V24H163ZM186 21H187V19H186ZM192 21H193V19H192ZM192 21H191V22H192ZM211 21H213V20L211 19ZM228 21H229V19H228ZM240 21H241V20H240ZM255 21H257V20L255 19ZM61 22H62V21H61ZM107 22H108V21H107ZM111 22H113V21H110V23H111ZM129 22H130V20H129ZM131 22H132V21H131ZM160 22H161V20H160ZM181 22H180V23H181ZM184 22H185V21H184ZM201 22H203V21H201ZM201 22H200V23H201ZM204 22H205V21H204ZM213 22H214V21H213ZM213 22H212V24H214ZM217 22H216V23H217ZM223 22H224V20H223ZM223 22H220V23H222V25L224 26V23H223ZM236 22H237V21H236ZM54 23H55V22H54ZM57 23H58V22H57ZM57 23H56V24H57ZM108 23H109V22H108ZM137 23L140 24V23H139V20H138ZM150 23H151V22H150ZM157 23H158V22H157ZM169 23H171V22H169ZM182 23H183V22H182ZM182 23H181V24H182ZM192 23H193V22H192ZM195 23H197V22H195ZM200 23H198L197 25L199 26ZM207 23H208V21H207ZM218 23H219V22H218ZM220 23H219V24H220ZM230 23H231V22H230ZM244 23H245V21H244ZM244 23H243V24H244ZM60 24H61V23H60ZM64 24H65V23H64ZM132 24H134V23H132ZM138 24H137V25H138ZM153 24H154V23H153ZM153 24H152V26H153ZM178 24H179V23H178ZM184 24H185V23H184ZM184 24H182V25H184ZM225 24L227 25V22H226V21H225ZM240 24H241V22H240ZM3 25H4V24H3ZM3 25H2V27H3ZM48 25H49V24H48ZM51 25H52V22H51ZM57 25H59V24H57ZM115 25H118V24H115ZM120 25H121V24H120ZM125 25H126V24H125ZM128 25H130V24L128 23ZM134 25H135V24H134ZM142 25L144 26V23H143ZM163 25L165 26V24H163ZM166 25H167V23H166ZM176 25H177V24H176ZM186 25H188V27H189V24H186ZM195 25H196V24H195ZM204 25H205V24H204ZM207 25H208V24H207ZM209 25H211V24H209ZM229 25H231V24H229ZM250 25H251V24H250ZM252 25H253V24H252ZM0 26H1V25H0ZM7 26H8V24H7ZM55 26H56V25H55ZM62 26H63V25H62ZM62 26H60V27H62ZM65 26H66V25H64L63 29H64V28H65V29L67 28V27H65ZM70 26H71V25H70ZM110 26H112V25L110 24ZM110 26H109V28H110ZM118 26H119V25H118ZM121 26H122V25H121ZM160 26H161V25H160ZM192 26H193V25H192ZM192 26H191V27H192ZM214 26H216V25H214ZM236 26H237V25H236ZM244 26H245V25H244ZM10 27H11V26H10ZM107 27H108V24H107ZM123 27H124V26H123ZM125 27H127V26H125ZM131 27H135V29L137 28L136 26H133V25H132ZM144 27H145V26H144ZM144 27H143V28H144ZM156 27L158 28L159 26H156ZM161 27H162V26H161ZM161 27H159V29H160ZM171 27H173V26H171ZM171 27H170V29H171ZM188 27H186V28H188ZM217 27H218V26H217ZM219 27H222V26L220 25ZM229 27H230V26H229ZM229 27H228V28H229ZM238 27H239V26H238ZM0 28H1V27H0ZM56 28H59V27L57 26ZM114 28H116V27L114 26ZM138 28H139V27H138ZM151 28H153V27H150V29H151ZM174 28H175V27H174ZM192 28H196V27L194 26V27H192ZM198 28H199V27H198ZM235 28H236V27H235ZM243 28H244V27H243ZM245 28H246V27H245ZM247 28H248V27H247ZM247 28H246V29H247ZM251 28H252V26H250L249 30H250ZM59 29H60V28H59ZM65 29H64V30H65ZM106 29H107V28H106ZM112 29H113V28H112ZM129 29H130L129 31H131L132 28H130V26H129ZM135 29H134V30H135ZM140 29H141V28H140ZM144 29H145V28H144ZM150 29H149V30H150ZM162 29H163V32H164V28H163V27H162ZM165 29H166V28H165ZM172 29H173V28H172ZM188 29H189V28H188ZM215 29H216V27H215ZM223 29H224V27H223ZM232 29H233V28H232ZM0 30H3V29H0ZM64 30H63V31H64ZM108 30H109V32H110V29H108ZM119 30H120V29H119ZM132 30H133V29H132ZM137 30H138V29H137ZM154 30H155V29H153V31H154ZM166 30H167V29H166ZM166 30H165V32H166ZM178 30H181V29H178ZM190 30H191V29H190ZM190 30H189V31H190ZM228 30H230V31L232 32L231 29H228ZM228 30H227V31H228ZM234 30H235V29H234ZM3 31H4V30H3ZM7 31H8V30H7ZM61 31H62V29H61ZM61 31H60V32H61ZM66 31H67V30H66ZM66 31H65V32H66ZM105 31H106V30H104V32H105ZM111 31H112V30H111ZM116 31H117V29H116ZM127 31H128V30H127ZM143 31H145V30H143ZM146 31H147V30H146ZM160 31H161V29H160ZM183 31H185V30H183ZM183 31H182V32H183ZM189 31L187 30L186 32H189ZM191 31H192V30H191ZM193 31H196V30L193 29ZM193 31H192V32H193ZM202 31H204V30L202 29ZM230 31H229V32H230ZM239 31H240V30H239ZM243 31H244V30H243ZM109 32H106V33L103 35V37H104L105 35L107 36V33H108V35L111 37V33H112L113 31H112L110 34H109ZM132 32H133V31H132ZM139 32H142V30L139 31ZM150 32H151V31H150ZM174 32H175V31H174ZM196 32H197V31H196ZM216 32L218 33V31H216ZM229 32H227L226 34H228ZM237 32H238V31H237ZM244 32H245V31H244ZM248 32H249V31H248ZM101 33H102V30H101ZM128 33H129V32H128ZM148 33H149V32H148ZM148 33H147V34H148ZM190 33H191V32H190ZM208 33H209V32H208ZM212 33H213V32H212ZM245 33H246V32H245ZM61 34H64V33L61 32ZM66 34L68 35V32H67ZM99 34H100V33H99ZM112 34H113L112 37H114V35H115L114 32H113ZM125 34H126V33H125ZM135 34H136V33H135ZM138 34H139V33H138ZM143 34H145V33H143ZM147 34H146V35H147ZM149 34H150V33H149ZM149 34H148V35H149ZM154 34H155V33H154ZM166 34H167V33H166ZM194 34H195V33H194ZM198 34H199V33H198ZM210 34H211V31H210ZM232 34H233V33H232ZM64 35H65V34H64ZM71 35H72V34H71ZM116 35H119V34L117 33ZM139 35H140V34H139ZM152 35H153V33H152ZM168 35H170V32H169ZM168 35H167V36H168ZM176 35H177V34H176ZM178 35H180V34H178ZM187 35H188V34H187ZM187 35H184V36L187 37ZM190 35H191V34H190ZM192 35H193V34H192ZM233 35H234V34H233ZM247 35H248V33H247ZM72 36H73V35H72ZM109 36H107V37H109ZM119 36H120V35H119ZM137 36H138V35H137ZM162 36H164V34H163ZM184 36H183V37H184ZM201 36H202V35H201ZM218 36H219V35H218ZM242 36H243V35H242ZM242 36H241V37H242ZM94 37H95V36H94ZM100 37H101V36H100ZM100 37H99V38H100ZM103 37H102V38H103ZM112 37H111V39H112ZM139 37H140V36H139ZM144 37H145V36H144ZM149 37H150V36H149ZM168 37L171 38L170 36H168ZM168 37H167V38H168ZM181 37H182V34H181ZM181 37H180V38H181ZM195 37H196V35H195ZM203 37H204V36H203ZM214 37H215V36H214ZM227 37H228V36H227ZM71 38H72V37H70L69 39H71ZM114 38H115V37H114ZM117 38H118V36H117ZM136 38H137V37H136ZM146 38H147V37H146ZM164 38H166V36H165ZM197 38H198V37H197ZM197 38L194 39V40H197ZM212 38H213V37H212ZM230 38H232V37L230 36ZM138 39H139V38H138ZM144 39H145V38H144ZM151 39H152V37H151ZM172 39H173V38H172ZM176 39H177V38H176ZM203 39H204V38H203ZM206 39H208V41H209L210 37H208V38H206ZM214 39H215V38H214ZM218 39H219V38H217V40H218ZM220 39H221V38H220ZM64 40H65V39H64ZM73 40H74V39H73ZM88 40H89V38H88ZM101 40H102V39H101ZM117 40H120V39H117ZM117 40H116V41H117ZM124 40H125V39H124ZM141 40H142V39H141ZM178 40H179V39H178ZM182 40H185V38H184V39L182 38ZM201 40H202V39H201ZM204 40H205V39H204ZM204 40H203V42H204ZM210 40H212V39H210ZM70 41H72V40H70ZM91 41H92V40H91ZM97 41H98V39H97ZM97 41H96V42H97ZM116 41L114 40L113 42H116ZM121 41H122V39H121ZM139 41H140V40H139ZM144 41H145L144 43L147 42V40H144ZM162 41H163V39H162ZM166 41H168V39H167ZM171 41L174 42V39L171 40ZM171 41H169V42L171 43ZM175 41H177V40H175ZM186 41H187V40H185L184 42L186 43ZM213 41L215 42V40H213ZM240 41H241V38H240ZM245 41H246V40H245ZM72 42H73V41H72ZM98 42H99V41H98ZM104 42H105V41H104ZM111 42H112V41H111ZM113 42H112V43H113ZM123 42H124V41H123ZM123 42H120V43H122V45H123ZM127 42H128V41H127ZM130 42H131V41H130ZM130 42H129V43H130ZM142 42H143V41H141V43H142ZM169 42H168V43H169ZM173 42H172V43H173ZM178 42H179V41H178ZM180 42H181V41H180ZM218 42H219V41H218ZM229 42H230V41H229ZM92 43H93V42H92ZM108 43H109V42H108ZM108 43H107V45H109ZM118 43H119V41H118ZM120 43H119V44H120ZM129 43H127V44L129 45ZM133 43H134V42H133ZM162 43H163V42H162ZM175 43H177V42H175ZM198 43H199V42H198ZM221 43H222V41H221ZM223 43H224V42H223ZM235 43H236V42H235ZM76 44H77V43H76ZM89 44H91V42H89ZM99 44H100V43H99ZM114 44H115V43H114ZM114 44H113V48H114ZM125 44H126V43H125ZM160 44H161V43H160ZM160 44H159V45H160ZM163 44H164V43H163ZM163 44H162V45H163ZM183 44H184V43H183ZM192 44H193V43H192ZM192 44H191V45H192ZM196 44H197V43H196ZM196 44H195V45H196ZM208 44H209V42H208ZM215 44H216V42H215ZM215 44L213 43V45H215ZM225 44H226V43H225ZM236 44H237V43H236ZM100 45H101V44H100ZM130 45H131V44H130ZM133 45H134V44H133ZM179 45H180V47H181L182 43L179 44ZM184 45H185V44H184ZM187 45H188V43H187ZM200 45H203V44L200 42ZM200 45H199V46H200ZM213 45H212V46H213ZM227 45H228V44H227ZM96 46H97V45H96ZM115 46H121V45H115ZM126 46H127V45H126ZM134 46H135V45H134ZM145 46H146V45H145ZM174 46H176V44H175ZM189 46H190V45H189ZM228 46L230 47V44H229ZM90 47H91V46H90ZM94 47H95V46H94ZM97 47H99V46H97ZM102 47H103V45H102ZM109 47H111V46H109ZM131 47H132V46H131ZM156 47H158V48H162V47H159V46H157V45H156ZM177 47H178V45H177ZM183 47H184V46H183ZM190 47H191V46H190ZM190 47H189V49H192V48H193V47H192V48H190ZM196 47H197V46H196ZM200 47H202V46H200ZM200 47H199V48H200ZM203 47H204V45H203ZM203 47L200 48V49L207 48V46L204 47V48H203ZM225 47H226V46H225ZM91 48H92V47H91ZM99 48H100V47H99ZM99 48H98V50H99ZM115 48H116V47H115ZM124 48H125V47H124ZM132 48H133V47H132ZM164 48H165V46H164ZM194 48H195V47H194ZM212 48H213V47H212ZM231 48H232V47H231ZM231 48L226 47V49H228V50H227L228 52H227L226 49H225L226 53L224 52L223 55H218V56H222L220 59H221L222 61H224V62L229 63L228 66H230V67L232 68L231 70H228V72H229V71L234 72V70H235V72H237V71L239 70V71H241V72H246V74H248V76H249V75H253V76H254L255 74H257V73L263 68L264 63H263V61H262L263 59H260L261 56H260V58H257V57H256L257 54L254 55V54L251 53L252 51L250 52V50H247V49L244 47V44H242V41H241L240 43L238 42L237 46H235L234 48H232V49H231ZM257 48H258V47H257ZM117 49H118V48H117ZM117 49H116V50H117ZM121 49H122V48H121ZM128 49H129V48H128ZM185 49H187V47H186ZM210 49H211V47H210ZM258 49H259V48H258ZM92 50H93V49H92ZM92 50H90V51L92 52ZM94 50H96V48H95ZM98 50H97L96 52H98ZM105 50H106V49H105ZM105 50H104L103 53H107V55H108L109 53H108L107 51H105ZM122 50H123V49H122ZM125 50H126V49H125ZM130 50H132V49H130ZM159 50H160V49H159ZM162 50H163V49H162ZM187 50H188V49H187ZM211 50H212V49H211ZM221 50H222V49H221ZM259 50H260V49H259ZM72 51H73V50H72ZM90 51L88 50V52H90ZM102 51H103V50H102ZM194 51H196V49H195V50L193 49V51H191V52H194ZM197 51H198V50H197ZM197 51H196V52H197ZM201 51H202V50H201ZM263 51H264V50H263ZM91 52H90V53H91ZM109 52H110V49H109ZM112 52H113V51H111V54H112ZM116 52H117V51H116ZM133 52H134V51H133ZM183 52H184V49H183ZM185 52H186V51H185ZM196 52H194V54H196ZM202 52H203V51H202ZM205 52H206V51H205ZM261 52H262V51H261ZM70 53H71V52H70ZM90 53H87V54H90ZM127 53H129V52H127ZM135 53H136V52H135ZM160 53H161V51H160ZM175 53H177V52H175ZM175 53H174V56L177 55V54L175 55ZM186 53H187V52H186ZM206 53H207V52H206ZM220 53H222V52H220ZM99 54L101 55L102 53H99ZM111 54H110V55H111ZM121 54H122V56H123V53H122V52H121ZM125 54H126V53H124V55H125ZM181 54H182V52L180 53V55H181ZM200 54H202V53H199V56H197V58H199V60H200V57H201ZM208 54H209V52H208ZM208 54H207V55H208ZM211 54H212V53H211ZM211 54H210V55H211ZM259 54H261V53H259ZM259 54H258L257 56H259ZM85 55H86V54H85ZM91 55H92V53H91ZM96 55H97V54H96ZM103 55H105V54H103ZM110 55H108L109 57L106 56V57H108L107 63L109 62ZM118 55H119V54H118ZM129 55H130V53H129ZM131 55H132V54H131ZM131 55H130V56H131ZM138 55H139V54H138ZM155 55H156V53H155ZM178 55H179V53H178ZM178 55H177V56H178ZM180 55H179V56H180ZM183 55H184V54H182V56H183ZM237 55H238V59H234L235 56H237ZM86 56H87V55H86ZM89 56H90V55H89ZM101 56H102V55H101ZM142 56H143V55H142ZM142 56H141V57H142ZM182 56H181V57H182ZM187 56L190 57V55H187ZM205 56H206V55H205ZM73 57H74V56H73ZM73 57H72V58H73ZM75 57H76V56H75ZM83 57H84V56H83ZM87 57H88V56H87ZM97 57H98V55H97ZM103 57H104V56H103ZM111 57H112V56H111ZM119 57H120V56H119ZM139 57H140V56H139ZM155 57H156V56H155ZM155 57H154V58H155ZM168 57H169V56H168ZM171 57H173V55H172ZM206 57H207V56H206ZM262 57H263V56H262ZM69 58H71V56L68 57L67 59H69ZM72 58H71L70 60H72ZM90 58H91V57H90ZM116 58H117V53H116ZM123 58H125V57H123ZM131 58H132V57H131ZM136 58H137V57H136ZM156 58H157V57H156ZM156 58H155V59H156ZM166 58H167V57H166ZM175 58H177V57H175ZM184 58H186V56H185ZM184 58H183V59H184ZM193 58H194V56H193ZM81 59H82V57H81ZM85 59H86V58H85ZM85 59H83V61H84ZM91 59H92V58H91ZM91 59H90V60H91ZM95 59H96V58H95ZM100 59H102V57H101ZM104 59H106V58H104ZM139 59H140V58H139ZM158 59H159V58H158ZM162 59H163V56H161V59H160L159 61H161ZM189 59H190V58H189ZM202 59H203V58H202ZM213 59H214V57H213ZM213 59H212V60H213ZM215 59H217V56H216ZM74 60H75V58H74ZM90 60L88 61V59H87V60H85V62H86V61L90 62ZM97 60H98V61H97ZM97 60H96L97 63L95 62V60H94V61L92 60V61L95 62L96 64H98V63H99V59H97ZM117 60H118V59H117ZM124 60H125V59H124ZM128 60H129V59H128ZM140 60H141V59H140ZM140 60L138 61L139 64H140ZM144 60H145V59H144ZM153 60H154V59H153ZM172 60H173V59H172ZM176 60H178V58H177ZM180 60H181V59H180ZM184 60H185V59H184ZM186 60H187V58H186ZM186 60H185V61H186ZM192 60H193V59H192ZM197 60H198V59H197ZM197 60H196V61H197ZM68 61H69V60H68ZM76 61H77V59H76ZM129 61L132 62L131 59H130ZM154 61H155V60H154ZM156 61H157V60H156ZM163 61H164V59H163ZM163 61H162V62H163ZM174 61H175V60H174ZM72 62L75 63V61H71V62L69 63L68 66H70V65L72 64ZM80 62H81L82 64L85 63V62H82V61H80ZM80 62H79V63H80ZM88 62H87V64H88ZM93 62H92V64H93ZM115 62H116V60H115ZM133 62H134V61H133ZM135 62H137V61H135ZM144 62H145V61H144ZM181 62H182V61H181ZM188 62H190V61H188ZM199 62H200V61H199ZM76 63H77V62H76ZM79 63H78V64H79ZM90 63H91V62H90ZM101 63H102V61H101ZM105 63H106V62H105ZM123 63H124V62H123ZM126 63H127V62H126ZM129 63H130V62H129ZM141 63H142V62H141ZM145 63H146V62H145ZM152 63H153V62H152ZM152 63H151V64H152ZM155 63H156V62H155ZM157 63H159V62L157 61ZM160 63H161V62H160ZM160 63H159V64H160ZM169 63L171 64V62H169ZM173 63H174V62H173ZM173 63L171 64L172 66H173ZM192 63H193V62H192ZM192 63H191V66H192ZM195 63H196V62H195ZM205 63H206V62H205ZM211 63H212V62H211ZM222 63H223V62H222ZM233 63H237V65L239 66L240 69H239V68L234 69V67H236V66H235V64H233ZM82 64H79V65H82ZM133 64H134V63H133ZM133 64H132V67H133ZM135 64H137V63H135ZM139 64H138V65H139ZM159 64H158V65H159ZM165 64H166V62H165ZM170 64H169V65H170ZM185 64L187 65V62H186ZM185 64H184V67H185ZM201 64H202V63H201ZM223 64H224V63H223ZM85 65H86V64H83V66H85ZM107 65H108V64H107ZM110 65H111V64H110ZM123 65H124V64H123ZM126 65H127V64H126ZM140 65H141V64H140ZM145 65H146V64H145ZM145 65L143 66L144 68H145ZM148 65H149V63H148ZM167 65H168V64H167ZM182 65H183V64H182ZM193 65H194V64H193ZM210 65H211V64H210ZM213 65H214V64H213ZM224 65H225V64H224ZM226 65H227V64H226ZM75 66H76V65H75ZM77 66H78V65H77ZM87 66H88V65H87ZM94 66H95V64H94ZM116 66H118V65L116 64ZM119 66H120V65H119ZM119 66H118V67H119ZM152 66H153V65H151L150 67H152ZM191 66H190V67H191ZM199 66H200V65H199ZM221 66H222V65H221ZM90 67L92 68L93 66H91V65L89 64L88 68L90 69ZM99 67H100V66H99ZM108 67H110V66L108 65ZM118 67H117V68H118ZM121 67H124V68H125V66H122V65H121ZM127 67H128V66H127ZM129 67L131 68V65H130ZM143 67H141V68H143ZM146 67H147V66H146ZM148 67H149V66H148ZM148 67H147V69H148ZM168 67H170V66H168ZM175 67H176V65H175ZM182 67H183V66H182ZM188 67H189V66H188ZM194 67L196 68L197 66L194 65ZM226 67H227V66H226ZM226 67H224V68H226ZM68 68H69V67H68ZM93 68H95V67H93ZM103 68H104V67H103ZM110 68H111V67H110ZM115 68H116V67H115ZM157 68H158V66H157ZM157 68H156V69H157ZM159 68H160V70H162V68H161L160 66H159ZM195 68H194V70H195ZM201 68H202V67L200 66V69H201ZM219 68H220V67H219ZM95 69H96V68H95ZM98 69H99V68H98ZM100 69H101V68H100ZM100 69H99V70H100ZM139 69H140V68H139ZM153 69H155V68H153ZM163 69H164V71L167 70L166 67L163 68ZM172 69H173V67H172ZM180 69H181V66H180ZM185 69H186V68H185ZM196 69H197V68H196ZM206 69H207V68H206ZM214 69H215V67H214ZM84 70H85V68H84ZM90 70H91V69H90ZM92 70H94V69H92ZM99 70H97V71L100 72ZM105 70H107V67H106ZM108 70H111V69L108 68ZM108 70H107V71H108ZM113 70H114V68H113ZM117 70H119V69H117ZM117 70H116V71H117ZM121 70H123V69H121ZM136 70H137V69H136ZM140 70H141V69H140ZM188 70H189V69H188ZM198 70H199V69H198ZM202 70H203V69H202ZM202 70H201V71H202ZM70 71H71V70H70ZM88 71H89V70H87L86 72H88ZM137 71H138V70H137ZM152 71H153V70H152ZM173 71L178 72V71L175 70V69H174ZM190 71H191V70H190ZM208 71H210V69H209ZM213 71H214V70H213ZM215 71H216V70H215ZM220 71H221V70H220ZM220 71H219V77H220V75H223V76H224L223 72L221 73ZM83 72H84V71H83ZM86 72L84 73V75L86 74ZM92 72H93V71H92ZM98 72H97V73H98ZM101 72H102V71H101ZM108 72H109V71H108ZM108 72H107V73H108ZM110 72H112V71H110ZM117 72H119V71H117ZM143 72H144V71H143ZM145 72H146V70H145ZM159 72H160V71H159ZM180 72H182V69H181ZM180 72H178V73L180 74ZM183 72H184V70H183ZM183 72H182V73H183ZM203 72H206V71H203ZM211 72H212V71H211ZM217 72H218V71H217ZM235 72H234V73H235ZM95 73H96V71H95ZM102 73H104V71H103ZM113 73L116 74L115 72H113ZM141 73H142V72H141ZM146 73H148V72H146ZM160 73H161V72H160ZM162 73H163V72H162ZM184 73H186V72H184ZM208 73H209V72H208ZM214 73H215V72H214ZM229 73H230V72H229ZM229 73H228V74H225L229 79H231L232 81H236V80H238L237 77H234L235 75H234L233 77H231V76L229 75ZM92 74H93V73H92ZM100 74H101V73H100ZM100 74H99V75H100ZM121 74H122V73H121ZM139 74H140V73H139ZM143 74H144V73H143ZM151 74H152V73H151ZM179 74H178V75H179ZM199 74H200V73H199ZM203 74H204V73H203ZM203 74H202V75H203ZM210 74H211V73H210ZM242 74H243V73H242ZM93 75H95V74H93ZM105 75H106V74H105ZM117 75H118V74H117ZM117 75H116V77H118V76L120 77V74H119L118 76H117ZM136 75H137V74H136ZM136 75H135V76H136ZM140 75H141V74H140ZM146 75H148V74H146ZM146 75H145V77H146ZM156 75H157V74H156ZM160 75H162V74H160ZM160 75H159V76H160ZM180 75H181V74H180ZM180 75H179V76H180ZM194 75H195V74H194ZM243 75H245V74H243ZM243 75H242V76H243ZM90 76H91V75H90ZM100 76H101V75H100ZM110 76H111V75H110ZM114 76H115V75H114ZM114 76H113V77H114ZM189 76H190V75H189ZM240 76H241V75H240ZM69 77H70V76H69ZM122 77H123V75H122ZM122 77H121L120 81L122 80ZM148 77H149V75H148ZM155 77H156V76H155ZM155 77H154V78H155ZM195 77H196V76H195ZM203 77H204V76H203ZM206 77H207V76H206ZM246 77H247V76H246ZM61 78H62V77H61ZM65 78H66V79H69L68 77H65ZM70 78H71V77H70ZM72 78H74V77H72ZM85 78H86V77H85ZM96 78H97V80H98L97 74H96ZM101 78H102V77H101ZM137 78H138V76H137ZM149 78H150V77H149ZM154 78H153V79H154ZM181 78L183 79V77H181ZM198 78H199V77H198ZM225 78H226V77H225ZM228 78H227V79H228ZM242 78H243V79L240 78L241 80H239V81H242V82H243V81H246V83H247V80H248V78H250V77H247V80H246L245 77H242ZM260 78H261V77H260ZM102 79H103V78H102ZM117 79H118V78H116V80H117ZM135 79H136V78H135ZM145 79H147V77H146ZM188 79H189V78H188ZM209 79H210V78H209ZM217 79H218V78H217ZM220 79H221V77H220ZM50 80L54 81V79H50ZM87 80H90V79H87ZM87 80H86V81H87ZM97 80L95 79L96 83L100 86V83H98L99 81H97ZM99 80H100V79H99ZM111 80H112V79H111ZM116 80H115V78H114V80H113V81H114L113 84L116 83ZM126 80H128V82H129L128 77H127ZM159 80H160V79H159ZM186 80H187V79H186ZM189 80H190V79H189ZM195 80H196V79H195ZM195 80H194V81H195ZM198 80H199V79H198ZM198 80H197V81H198ZM223 80H224V79H223ZM253 80H254V79H253ZM260 80H261V79H260ZM59 81L61 82V80H59ZM92 81H94V79H93ZM100 81H102V80H100ZM117 81H118V80H117ZM122 81H123V80H122ZM150 81H151V79H150ZM162 81H163V78H162ZM165 81H166V80H165ZM165 81H163V82H165ZM178 81H179V80H178ZM190 81H192V80H190ZM202 81H204V79H202ZM221 81H222V79H221ZM66 82H67V81H66ZM70 82H73L72 79H70ZM70 82L68 81L67 83H70ZM138 82H139V81H138ZM143 82H145V81H143ZM147 82H149V81H147ZM156 82H157V81H156ZM166 82H167V81H166ZM168 82H169V81H168ZM200 82H201V81H200ZM200 82H199V83H200ZM212 82H213V81H212ZM251 82H252V81H251ZM251 82L249 81V83H251ZM256 82L259 83V81H256ZM73 83L75 84V80H74ZM93 83H94V82H93ZM96 83H95V84H96ZM101 83H103V82H101ZM123 83H124V82H123ZM135 83H136V82H134V84H135ZM139 83H140V82H139ZM158 83H159V81H158ZM202 83H203V82H202ZM231 83H233V82H231ZM234 83H236V82H234ZM252 83H254V82H252ZM252 83H251V84H252ZM59 84L61 85L62 83H59ZM63 84H64V83H63ZM74 84H73V85H74ZM89 84H90V83H89ZM89 84H88V85H89ZM97 84H96V85H97ZM117 84H119V83L117 82ZM148 84H149V83H148ZM154 84H155V83H154ZM168 84H169V83H168ZM188 84H189V83H188ZM200 84H201V83H200ZM226 84H227V83H226ZM243 84H244V82L242 83V85H243ZM247 84H248V83H247ZM256 84H257V83H256ZM256 84H255V85H256ZM259 84H260V83H259ZM60 85H59V87H60ZM66 85H68V84H66ZM91 85H93V84H91ZM96 85L93 86L94 88L92 87V89H94L93 91H96V90H95V89H96L95 87H97ZM115 85H116V84H115ZM125 85H126V84H125ZM127 85H128V84H127ZM136 85H137V84H136ZM141 85H142V84H141ZM144 85H145V84H144ZM157 85H158V84H157ZM157 85H154V87L156 86L157 88H159L158 86L161 87L162 84H161V85H158V86H157ZM164 85H166V84L164 83ZM176 85H178V84H176ZM252 85H253V84H252ZM48 86H49V85H48ZM68 86H71V83H70ZM129 86H130V88L132 89V86H131V85H129ZM133 86H134V85H133ZM162 86H163V85H162ZM168 86L170 87V85H168ZM172 86H174V85H172ZM179 86H180V88H182V87H181V84H180ZM195 86H196V83H195ZM195 86H194V88H195ZM229 86H231V85H229ZM229 86H228V87H229ZM232 86H233V85H232ZM234 86H236V85H234ZM237 86H238V85H237ZM253 86H254V85H253ZM63 87H64V86H63ZM66 87H67V86H66ZM104 87H105V85H104ZM117 87L120 88V85L117 86ZM124 87H125V86H124ZM139 87H140V86H139ZM154 87H153V88H154ZM156 87H155V90H156ZM165 87H167V86H165ZM165 87H162V88H165ZM197 87H198V84H197ZM197 87H196V88H197ZM200 87H202V86L199 85V89H200ZM223 87H224V85H223ZM238 87H239V86H238ZM240 87H242V86L240 85ZM245 87H246V86H245ZM61 88H62V87H61ZM61 88H60V90H61ZM81 88H82V87H81ZM81 88H80V89H81ZM97 88L99 89V87H97ZM100 88H103V87H100ZM130 88H129V89H130ZM137 88H138V87H137ZM162 88H161V89H162ZM167 88H168V87H167ZM171 88H173V87H171ZM171 88H170V90H171ZM209 88H210V87H209ZM209 88H208V89H209ZM229 88H230V87H229ZM234 88H235V87H234ZM236 88H237V87H236ZM248 88H249V87H248ZM53 89H55V88H53ZM62 89H63V88H62ZM64 89H65V88H64ZM66 89H67V88H66ZM127 89H128V88H127ZM168 89H169V88H168ZM182 89H183V88H182ZM218 89H219V88H218ZM220 89H222V88H220ZM58 90H59V89H58ZM60 90H59V91H60ZM68 90H70V89L68 88ZM99 90H100V89H99ZM170 90H169V91H170ZM173 90H174V88H173ZM186 90H187V89H186ZM191 90H192V89H190V91H191ZM193 90H194V89H193ZM81 91H82V89H81ZM88 91H89V89H88ZM88 91H87V92H88ZM97 91H98V90H97ZM103 91H104V89H103ZM106 91H107V90H106ZM114 91H116V90H114ZM119 91H120V90H119ZM126 91H128V90H126ZM197 91H199V90L197 89ZM197 91H196V89H195V92H197ZM53 92L56 93L57 91H56V92L53 91ZM53 92H52V93H53ZM63 92H64V91H63ZM63 92H62V93H63ZM90 92H91V90H90ZM109 92H110V90H109ZM111 92H112V90H111ZM163 92H164V91H163ZM172 92H176V91H172ZM180 92H181V91H180ZM184 92H185V91H184ZM184 92H183V93H184ZM188 92H189V91H188ZM225 92H226V91H225ZM227 92H228V91H227ZM39 93H40V92H39ZM58 93H59V92H58ZM60 93H61V92H60ZM67 93H70V94H71V92H67ZM88 93H89V92H88ZM95 93H96V92H95ZM95 93H93V95H94ZM112 93H113V92H112ZM135 93H136V91H135ZM204 93H205V92H204ZM258 93H261L262 96L264 97V78L262 79V83L260 84V86H258V87H254V88L251 89L250 95H252L253 97H256V96H257L256 94H258ZM70 94H66V95L71 96L73 93H72L71 95H70ZM91 94H92V93H91ZM97 94H99V93H97ZM113 94H114V93H113ZM125 94H126V93H125ZM179 94H180V93H179ZM207 94H209V93H207ZM215 94H217V93H214V95H215ZM41 95H42V94H41ZM41 95H38V96H41ZM50 95H51V94H50ZM59 95H60V97H62L61 94H59ZM64 95H65V93H64ZM89 95H90V94H89ZM174 95H175V93H174ZM180 95H182V93H181ZM185 95H186V94H183V96H185ZM191 95H193V94H191ZM203 95H204V94H203ZM209 95H210V94H209ZM214 95H213V96H214ZM248 95H249V94H248ZM85 96L87 97V95H85ZM95 96H97V95L95 94L94 97H95ZM124 96H125V95H124ZM131 96H132V95H131ZM175 96H177V95H175ZM188 96H189V94H188ZM206 96H207V95H206ZM42 97H44V95H43ZM58 97H59V96H58ZM86 97H85V99H86ZM88 97H89V96H88ZM90 97H91V95H90ZM97 97H98V96H97ZM99 97H100V96H99ZM99 97H98L97 100H99ZM116 97H117V96H116ZM116 97H115V98H116ZM119 97H121V96H119ZM119 97H118V98H119ZM126 97H127V96H126ZM171 97L174 98L173 94H172ZM179 97H180V96H179ZM189 97H190V96H189ZM189 97H188V98H189ZM195 97H196V96H195ZM214 97H215V96H214ZM39 98H41V97H39ZM55 98H56V96H55ZM63 98H64V97H63ZM65 98H66V96H65ZM69 98H70V97H68V100H69L68 102H70V99L73 98V97L71 96V98H70V99H69ZM82 98H83V97H82ZM91 98H92V97H91ZM101 98H102V96L100 97V99H101ZM108 98H110V97H108ZM128 98H129V97H128ZM134 98H135V97H134ZM159 98H160V97H159ZM182 98H183V97H182ZM56 99H57V98H56ZM56 99H55V100H56ZM61 99H62V98H58V100H60V103L62 102ZM73 99H74V98H73ZM79 99L81 100V97H80ZM87 99H88V98H87ZM93 99H94V98H93ZM178 99H179V98H177V99L174 98L173 100H178ZM192 99H193V98H192ZM199 99H200V98H199ZM214 99H215V98H214ZM44 100L47 101L48 99H45V98H44ZM50 100H51V97H50ZM55 100H54V101H55ZM90 100H91V99H90ZM90 100H89V101H90ZM101 100H102V99H101ZM110 100H111V99H110ZM110 100H109V101H110ZM113 100H114V99H113ZM131 100H132V97H131V99H129L128 102L131 103ZM179 100L182 101V99H179ZM48 101H49V100H48ZM52 101H53V100H52ZM54 101H53V102H54ZM72 101H73V100H72ZM77 101H78V100H77ZM83 101H84V98H83ZM91 101H92V100H91ZM95 101H96V100H95ZM99 101H100V100H99ZM118 101H119V99H118ZM186 101H187V98H186ZM188 101H189V100H188ZM197 101H198V100H197ZM68 102H66V101L64 100V103H65V104L68 103ZM80 102H81V101H80ZM87 102H88V101H87ZM102 102H103V100H102ZM123 102H124V101H123ZM134 102H135V101H134ZM178 102H180V101H177V103H178ZM48 103H49V102H48ZM57 103H58V102H57ZM70 103H71V102H70ZM72 103H73V102H72ZM96 103H99V102L96 101ZM96 103H95V104H96ZM100 103H101V102H100ZM119 103H120V102H119ZM136 103H138V102H136ZM148 103H149V102H148ZM154 103H155V102H154ZM175 103H176V102H175ZM53 104H54V103H53ZM53 104H49V105L51 106V105H53ZM84 104H86V103L84 102ZM87 104H88V103H87ZM102 104H103V103H102ZM102 104H101V105H102ZM122 104H123V103H122ZM55 105H56V104H55ZM61 105H62V103L60 104V106L58 105L59 108L61 107ZM67 105H68V104H66V106H67ZM72 105H73V104H72ZM92 105H93V102H92ZM99 105H100V104H99ZM99 105H98V106H99ZM112 105H113V104H112ZM120 105H121V104H120ZM126 105L128 106L127 103H126ZM126 105H125V106H126ZM129 105H131V104H129ZM137 105H138V104H137ZM146 105H148V104H146ZM176 105H177V104H176ZM249 105H250V104H249ZM255 105H256V104H255ZM78 106H81V105H78ZM106 106H107V105H106ZM109 106H111V103H109ZM117 106H119V105H117ZM132 106H133V105H132ZM134 106H136V104H134ZM144 106H145V105H144ZM166 106H167V105H166ZM192 106H193V105H192ZM226 106H227V105H226ZM247 106H248V104H247ZM56 107H57V105H56ZM56 107H55V108H56ZM68 107H69V106H68ZM70 107H71V106H70ZM70 107H69V108L66 107V109H70ZM85 107H87V106H85ZM94 107H95V106H94ZM123 107H124V104H123ZM140 107H141V106H140ZM198 107H199V106H198ZM201 107H203V106H201ZM201 107H199V109H200ZM227 107H228V106H227ZM245 107H246V106H245ZM47 108H48V107H47ZM53 108H54V105H53ZM53 108H50V109H52V111H53ZM55 108H54V109H55ZM72 108H73V107H72ZM72 108H71V109H72ZM99 108H100V107H99ZM172 108L174 109L175 107H172ZM194 108H196V107H194ZM204 108H205V106H204ZM50 109H49V110H50ZM86 109H87V108H86ZM110 109H111V108H110ZM112 109H113V108H112ZM119 109L121 110L120 106H119ZM119 109L117 108L118 111H119ZM142 109H144V107H142ZM146 109H148V108H146ZM163 109H164V108H163ZM165 109H166V108H165ZM170 109H171V108H170ZM188 109H189V108H188ZM246 109H247V108H246ZM259 109L263 112V116H264V98H263V99H262V98L260 99V102H259ZM47 110H48V109H47ZM88 110H89V109H88ZM114 110L117 112L116 109H114ZM123 110H124V109H123ZM127 110H129V109H127ZM127 110H126V113H125V114H127ZM175 110H176V109H175ZM189 110H190V109H189ZM203 110H204V109H203ZM244 110H245V109H244ZM52 111H50V112H52ZM61 111H63V110H61ZM80 111H81V110H80ZM90 111H91V110H90ZM97 111H98V110H97ZM99 111H100V110H99ZM137 111H138V109H137ZM150 111H151V110H150ZM156 111H157V110H156ZM164 111H165V110H164ZM191 111H192V109H191ZM191 111H190V114H189L190 116L192 115ZM205 111H206V110H205ZM247 111L250 112V110H248V109H247ZM53 112H55V111H53ZM63 112H64V111H63ZM70 112H71V113L68 114L69 116H70V114H72L74 111L72 112V110H71ZM75 112H76V110H75ZM112 112H113V111H112ZM121 112H122V111H121ZM133 112H134V111H133ZM135 112H136V111H135ZM168 112H169V111H168ZM179 112H180V110H179ZM193 112H194V110H193ZM198 112L202 114L201 111L198 110ZM208 112H209V111H208ZM244 112H246V111H244ZM91 113H93V111H92ZM114 113H115V112H114ZM117 113H118V112H117ZM183 113H184V112H183ZM188 113H189V112H188ZM199 113H198V114H199ZM241 113H242V112H241ZM53 114H54V113H53ZM94 114H96L95 111H94ZM97 114H100V113H97ZM97 114H96V115H97ZM115 114H116V113H115ZM119 114H120V113H119ZM122 114H123V113H122ZM132 114H134V113H132ZM166 114H168V113H166ZM185 114H186V112H185ZM206 114H208V113H206ZM231 114H232V112H231ZM245 114H248V116H249L250 113L246 112ZM245 114H244V115H245ZM73 115L75 116V113H74ZM90 115H92V114H90ZM90 115H89V117H90ZM112 115H113V114H112ZM130 115H131V114H130ZM174 115H175V114H174ZM177 115H179V114H177ZM182 115H183V114H182ZM189 115H188V116L186 115V116L189 117ZM218 115H219V114H218ZM221 115L223 116V114H221ZM234 115H236V114L234 113ZM240 115L242 116V114H240ZM54 116H55V114H54ZM122 116H123V118L127 117V116H124V115H122ZM131 116H132V115H131ZM131 116H130V118H131ZM192 116H193V115H192ZM195 116H197V115L194 114V118L197 119ZM198 116H199V115H198ZM245 116L247 117V115H245ZM71 117H72V115H71ZM115 117H116V115H115ZM200 117H201V116H200ZM243 117H244V116H243ZM64 118H65V117H64ZM72 118H73V117H72ZM96 118H97V116H96ZM103 118H104V117H103ZM110 118H111V117H110ZM116 118H117V117H116ZM118 118H122V117H118ZM132 118H133V117H132ZM169 118H170V117H169ZM182 118H183V117H182ZM184 118H186V117H184ZM235 118H236V117H235ZM61 119H62V118H61ZM113 119H114V118H113ZM113 119H112V120H113ZM171 119H172V118H171ZM180 119H181V118H180ZM180 119H179V120H180ZM200 119H201V118H200ZM200 119H199V120H200ZM220 119H221V118H220ZM237 119H238V118H237ZM240 119H241V118H240ZM244 119H246V118H244ZM44 120H45V119H44ZM59 120H60V119H59ZM85 120H86V119H85ZM97 120H99V119H97ZM116 120H117V119H116ZM120 120H121V119H120ZM133 120H134V119H133ZM133 120H132V121H133ZM162 120H163V119H162ZM193 120H194V119H193ZM193 120H191L190 122H192ZM230 120H231V119H230ZM241 120H242V119H241ZM60 121H61V120H60ZM99 121H100V120H99ZM101 121H102V120H101ZM110 121H111V120H110ZM117 121H118V120H117ZM175 121H177V120H175ZM187 121H188V120H187ZM208 121H209V120H208ZM217 121H218V120H217ZM217 121H216V122H217ZM222 121H223V118H222ZM237 121H238V120H237ZM63 122H64V121H63ZM66 122H67V121H66ZM66 122H65V123H66ZM102 122H103V121H102ZM102 122H100V124H102ZM125 122H126V120H125ZM125 122H124V123H125ZM173 122H174V121H173ZM179 122L182 123V120L179 121ZM185 122H186V121H185ZM209 122H210V121H209ZM209 122H208V123H209ZM223 122H225V121H223ZM247 122H248V120H247ZM60 123H61V122H60ZM65 123H64V125H65ZM83 123H84V122H83ZM83 123H82V125H83ZM85 123H87V122L85 121ZM85 123H84V124H85ZM111 123H112V122H111ZM113 123H115V122H113ZM162 123H163V122H162ZM162 123H161V124H162ZM180 123H178V124H180ZM187 123H188V122H187ZM206 123H207V122H206ZM211 123H212V122H211ZM221 123H222V122H221ZM251 123H252V122H251ZM66 124H68V123H66ZM69 124H70V123H69ZM107 124L109 125V119H108ZM117 124H118V123H117ZM117 124H116V125H117ZM125 124H126V123H125ZM163 124H164V123H163ZM188 124H189V123H188ZM243 124H244V123H243ZM70 125H71V124H70ZM72 125H73V124H72ZM74 125H75V124H74ZM79 125H80V124H79ZM79 125H78V126H79ZM87 125H88V124H87ZM94 125H95V124H94ZM127 125H128V123H127ZM186 125H187V124H186ZM197 125H198V124H197ZM205 125H206V124H205ZM219 125H220V124H219ZM227 125H228V124H227ZM91 126H92V125H91ZM99 126H100V129H101V125H99ZM179 126H180V125H179ZM181 126H182V125H181ZM181 126H180V128H181ZM183 126H184V124H183ZM193 126H195V125L193 124ZM193 126H192V127H193ZM225 126H226V125H225ZM229 126H230V125H229ZM242 126H243V125H242ZM51 127H52V126H51ZM83 127H84V126H83ZM95 127H96V125H95ZM103 127L106 128V126H103ZM103 127H102V129H104ZM109 127H110V125H109ZM117 127H118V126H117ZM126 127H128V126H126ZM159 127H160V126H159ZM175 127H176V126H175ZM184 127H185V126H184ZM184 127H183V128H184ZM186 127H187V126H186ZM198 127H199V126H198ZM198 127H197V128H198ZM201 127H202V126H201ZM205 127H206V126H205ZM219 127H221V129H222V126H219ZM244 127H245V125H244ZM246 127H247V126H246ZM249 127H250V126H249ZM257 127H258V125H257ZM47 128H49V127H47ZM56 128H58V127H56ZM91 128H92V127H91ZM119 128H120V127H119ZM123 128H124V127H123ZM154 128H156V127H154ZM197 128H196V129H197ZM227 128H228V127H227ZM230 128H231V127H230ZM83 129H84V128H83ZM86 129H87V128H86ZM86 129H85V130H86ZM102 129H101V130H102ZM124 129H125V128H124ZM124 129H123V130H124ZM157 129H158V128H157ZM168 129H169V128H168ZM174 129H175V128H174ZM178 129H179V128H178ZM186 129H187V128H186ZM190 129H192V128H190ZM190 129H189L188 132H190ZM193 129H194V128H193ZM196 129H195V130H196ZM200 129H201V128H200ZM217 129H218V127H217ZM219 129H220V128H219ZM232 129H233V128H232ZM234 129H235V128H234ZM44 130H45V128H44ZM44 130H43V131H44ZM55 130H56V129H54V131H55ZM57 130H58V129H57ZM57 130H56V131H57ZM90 130H91V129H90ZM92 130H93V128H92ZM92 130H91V131H92ZM112 130H113V128H112ZM114 130H115V129H114ZM117 130H118V129H117ZM135 130H136V129H135ZM184 130H185V129H184ZM205 130H206V129H205ZM210 130H211V129H210ZM230 130H231V129H230ZM230 130H229V131H230ZM43 131H42V133H43ZM45 131H47V130H45ZM51 131H52V129H51ZM56 131H55V132H56ZM72 131H73V130H72ZM79 131H80V130H79ZM79 131H78V133H77L78 135H79ZM82 131H83V130H81L80 132H82ZM87 131H88V130H87ZM91 131H90V132H91ZM94 131H95V130H94ZM165 131H167V130H165ZM170 131H171V130H170ZM203 131H204V130H203ZM217 131H219V130H217ZM249 131H250V130H249ZM255 131H256V130H255ZM40 132H41V131H40ZM59 132L61 133V130H60ZM69 132H70V131H69ZM75 132H76V131H75ZM84 132H85V131H84ZM84 132H83V133H84ZM102 132H104V131H102ZM102 132H101V133H102ZM106 132H107V131H106ZM168 132H169V131H168ZM172 132H173V131H172ZM172 132H171V133H172ZM197 132H198V131H197ZM197 132H195V133H197ZM210 132H213V131L211 130ZM226 132L228 133V130H227V129H226ZM238 132H239V131H237V132L235 131L234 133H238ZM260 132H261V130H260ZM51 133H53V131H52ZM72 133H73V132H72ZM83 133H82V134H83ZM139 133H141V132H139ZM174 133H176V132H174ZM216 133H217V132H216ZM221 133H223V132H221ZM229 133H230V132H229ZM229 133H228V134H229ZM243 133H244V132H243ZM256 133H258V131H257ZM261 133H262V132H261ZM45 134H48V135H49L50 132H49V133H45ZM54 134L57 135V132L54 133ZM67 134H68V133H67ZM77 134H75V137H76ZM80 134H81V133H80ZM85 134H86V133H85ZM95 134H97V133H95ZM105 134H106V133H105ZM154 134H155V133H154ZM186 134H187V133H186ZM197 134H198V133H197ZM213 134H214V133H213ZM56 135L54 136L55 138H56ZM70 135H71V134H70ZM83 135H84V134H83ZM91 135H92V134H91ZM97 135H101V134L99 133V134H97ZM102 135H103V134H102ZM102 135H101V136H102ZM170 135H171V134H170ZM175 135H176V134H175ZM180 135H181V134H180ZM194 135H195V134H194ZM211 135H212V134H211ZM218 135H220L219 132H218ZM229 135H231V133H230ZM240 135H242V134H240ZM254 135H255V136H254ZM256 135H257V134H253V135H251V136L256 138ZM50 136H51V134H50ZM59 136H60V135H59ZM61 136H62V134H61ZM63 136H64V135H63ZM63 136H62V137H63ZM67 136L69 137V135H67ZM85 136H86V135H85ZM142 136H143V135H142ZM183 136H184V135H183ZM186 136H187V135H186ZM209 136H210V135H209ZM212 136H213V135H212ZM214 136H215V135H214ZM220 136H221V135H220ZM224 136H225V135H224ZM237 136H238V135H237ZM242 136H243V135H242ZM245 136H246V134L244 135V137H245ZM251 136H250V137H251ZM45 137H47V136H45ZM68 137L66 138V140L68 139ZM70 137H71V136H70ZM91 137H92V136H91ZM99 137H100V136H99ZM132 137H133V136H132ZM139 137H140V136H139ZM188 137H189V135H188ZM188 137H187V138H188ZM226 137H227V136H226ZM231 137H233V136H231ZM240 137H241V136H240ZM252 137L249 138V139H250V140H252V139L256 140L255 138H252ZM263 137H264V136H261V138H263ZM12 138H13V137H12ZM16 138H17V137H16ZM43 138H44V137H43ZM49 138H50V137H49ZM52 138H53V135H52L51 139H52ZM57 138H58V135H57ZM71 138H72V137H71ZM83 138H84V137H83ZM86 138H89V137L87 136V137H85V139H86ZM109 138H110V137H109ZM156 138H157V134H156ZM168 138H169V137H168ZM187 138H186V139H187ZM214 138H215V137H214ZM214 138H213V139H214ZM216 138H217V137H216ZM227 138H228V137H227ZM229 138H230V136H229ZM246 138H247V137H245V139H246ZM257 138H258V137H257ZM261 138H260V140H261ZM17 139H19V138H17ZM34 139H35V138H34ZM79 139H80V138H79ZM79 139L76 140V141H79ZM89 139H90V138H89ZM89 139H88V140H89ZM111 139H112V137H111ZM111 139H110V140H111ZM172 139H174V138H172ZM188 139H189V138H188ZM191 139H192V138H191ZM233 139H234V138H232L231 140H233ZM240 139H241V138H240ZM249 139H247V140H249ZM13 140H14V139H13ZM36 140H37V139H36ZM41 140H42V139H40V141H41ZM55 140H56V139H55ZM60 140H61V138H60ZM68 140H70V139H68ZM68 140H67V141H68ZM72 140H73V139H72ZM102 140H103V139H102ZM105 140H106V139H104L103 141H105ZM107 140H108V139H107ZM113 140H114V139H113ZM113 140H112V141H113ZM162 140H163V139H162ZM175 140H176V139H175ZM184 140H185V139H184ZM184 140H183V141H184ZM227 140H228V139H227ZM235 140H236V139H235ZM8 141H9V139H8ZM10 141H11V140H10ZM29 141H30V140H29ZM38 141H39V139H38ZM53 141H54V140H53ZM57 141H58V140H57ZM73 141H74V140H73ZM83 141H84V139H83ZM99 141H101V140H99ZM117 141H118V140H117ZM117 141H116V142H117ZM119 141H120V140H119ZM126 141H127V140H126ZM129 141H130V140H129ZM142 141H143V140H142ZM149 141H150V140H149ZM155 141H156V140H155ZM165 141H166V140H165ZM176 141H177V140H176ZM196 141H197V140H196ZM200 141H201V140H200ZM217 141H218V140H217ZM228 141H229L230 143L233 144L232 141H230V140H228ZM228 141H226V145L229 146L228 148H230V145L227 144ZM257 141H258V139H257ZM257 141H256V142H257ZM23 142H24V141H23ZM31 142H32V141H31ZM35 142H37V141H35ZM35 142H32V143H35ZM55 142H56V141H55ZM80 142H82V141L80 140ZM85 142H86V141H85ZM116 142H115V143H116ZM123 142H124V141H123ZM123 142H122V143H123ZM144 142H146V141H144ZM163 142H164V141H163ZM170 142H171V141H170ZM188 142H190V141L187 140V143H188ZM191 142H192V141H191ZM194 142H195V141H194ZM194 142H193V143H194ZM197 142H198V141H197ZM220 142H221V144H222V143L225 142V141H220ZM220 142H217V143H220ZM229 142H228V143H229ZM249 142L251 143V141H249ZM249 142H248V143H249ZM252 142H254V141H252ZM12 143H14V142H12ZM16 143H18V142H16ZM28 143H29V142H28ZM124 143H125V142H124ZM149 143H150V142H149ZM155 143H156V142H155ZM157 143H158L159 145H161L158 141H157ZM175 143H176V142H175ZM217 143H216V144H217ZM239 143H240V140H239ZM248 143H247V144H248ZM37 144H38V143H37ZM48 144L50 145V143H48ZM48 144H47V142H45V145L49 146ZM54 144H55V143H54ZM81 144H82V143H81ZM116 144H117V143H116ZM119 144H120V143H119ZM141 144H142V143H141ZM145 144H146V143H145ZM153 144H154V143H153ZM173 144H174V143H173ZM232 144H231V146H232ZM251 144H253V143H251ZM256 144H257V143H256ZM256 144H255V145H256ZM263 144H264V143H263ZM7 145H8V143H7ZM40 145H41V143H40ZM40 145H39V146H40ZM117 145H118V144H117ZM122 145H123V144H122ZM162 145H163V144H162ZM176 145H177V144H176ZM176 145H175V147H177ZM182 145H183V144H182ZM191 145H192V144H191ZM218 145H219V144H218ZM222 145H223V144H222ZM239 145H242V144H239ZM13 146H14V145H13ZM20 146H21V145H20ZM51 146H52V145H51ZM51 146H49V147H51ZM75 146H76V145H75ZM78 146H79V143H78ZM78 146H77V147H78ZM80 146H82V145H80ZM126 146H127V145H126V143H125V146H123V147L126 148ZM141 146H142V145H141ZM141 146H140V148L138 147L139 150H141V148L143 147V146H142V147H141ZM147 146H150V145L147 144ZM224 146H225V145H224ZM244 146H245V145H244ZM253 146H254V145H253ZM35 147H37V146H35ZM65 147H67V146H65ZM68 147H69V146H68ZM123 147L121 148V146H120V148H121L122 151H123ZM162 147H163V146H162ZM167 147H168V145H167ZM169 147H170V146H169ZM178 147H179V146H178ZM189 147H190V146H189ZM217 147H219V146H217ZM234 147H235V146H234ZM234 147H233V149H234ZM236 147H237V146H236ZM238 147H239V146H238ZM245 147L248 148V150L246 149L247 151L250 150L249 147H248V145L245 146ZM255 147H256V146H255ZM259 147H261V145H259ZM262 147H263V145H262ZM262 147H261V148H262ZM42 148H43V146H42ZM45 148H47V147H45ZM147 148H148V147H147ZM157 148H159V150H160V147H157ZM163 148H165V147H163ZM186 148H187V147H186ZM220 148H221V145H220ZM228 148H227V149H228ZM231 148H232V147H231ZM231 148H230V149H231ZM242 148H244V147H242ZM7 149H8V148H7ZM34 149L36 150L37 148H34ZM49 149H50V148H49ZM75 149H76V148H74V150H75ZM114 149H115V148H114ZM116 149H117V148H116ZM131 149H132V147H131ZM191 149H193V148H191ZM197 149H198V148H197ZM209 149H210V147H209ZM209 149H208V153H209ZM223 149H224V148H223ZM256 149H257V148H256ZM256 149H255L254 151H256ZM1 150H2V148H1ZM5 150H6V149H5ZM44 150H45V149H44ZM62 150H63V149H61V151H62ZM64 150H67V149H64ZM68 150H69V149H68ZM70 150H71V149H70ZM95 150H96V149H95ZM95 150H93V152H94ZM136 150H137V149H136ZM136 150H135V151H136ZM148 150H149V149H148ZM151 150H152V146H151ZM157 150H158V149H157ZM157 150H156V151H157ZM165 150H167V149H165ZM168 150H169V149H168ZM170 150H171V147H170ZM170 150H169V151H170ZM185 150H186V149H185ZM228 150H229V149H228ZM251 150H252V147H251ZM251 150H250V151H251ZM262 150H264V149H262ZM48 151H49V150H48ZM48 151H47V152H48ZM111 151H112V149H111ZM115 151H116V150H115ZM118 151H119V148H118ZM130 151H131V150H130ZM141 151H142V150H141ZM177 151H178V150H177ZM192 151H193V150H192ZM206 151H207V150H206ZM233 151H235V150H233ZM239 151L242 152V150H240V149H239ZM252 151H253V150H252ZM258 151H259V150H258ZM260 151H261V149H260ZM4 152H5V151H4ZM4 152H3V153H4ZM37 152H38V151H37ZM70 152H71V151H70ZM85 152H86V151H85ZM89 152H90V151H89ZM95 152H96V151H95ZM109 152H110V151H109ZM116 152H117V151H116ZM131 152H132V151H131ZM147 152H148V151H147ZM167 152H168V151H166V155H168ZM174 152H175V154L177 153L176 151H174ZM174 152H173V154H174ZM190 152H191V151H190ZM244 152H245V151H244ZM7 153H8V152H7ZM7 153H6V154H7ZM30 153H31V152H30ZM41 153H42V151H41ZM49 153H51V152H49ZM61 153H63V152H61ZM66 153H67V152H66ZM71 153H72V152H71ZM71 153H70V155H71ZM91 153H92V150H91ZM99 153H100V152H99ZM119 153H120V152H119ZM162 153H163V151H162ZM169 153H170V152H169ZM171 153H172V152H171ZM178 153H180V152L178 151ZM204 153H205V152H204ZM242 153H243V152H242ZM242 153H241V154H242ZM249 153L251 154V152H249ZM253 153H254V152H253ZM258 153L260 154V152H258ZM261 153H262V152H261ZM263 153H264V152H263ZM8 154H9V153H8ZM32 154H33V153H32ZM39 154H40V153H39ZM39 154H38V155H39ZM43 154H44V153H43ZM43 154H42V156H43ZM68 154H69V153H68ZM101 154H102V153H101ZM121 154H122V153H121ZM121 154H120V156H122ZM132 154H133V153H132ZM138 154L140 155V152H138ZM138 154H135V155H138ZM142 154H143V152H142ZM152 154H154V153H152ZM188 154H191V153H188ZM193 154H194V153H193ZM205 154L208 155L207 153H205ZM223 154H224V152H223ZM254 154H255V153H254ZM256 154H257V153H256ZM51 155H52V154H50V156H51ZM56 155H57V154H56ZM88 155H89V153H88ZM102 155H104V154H102ZM110 155H111V154H110ZM128 155H129V154H128ZM157 155H158V154H157ZM161 155H162V154H160V156H161ZM170 155H171V154H170ZM199 155H200V154H199ZM227 155H228V154H227ZM227 155H225V156H227ZM237 155H238V154H237ZM237 155H236V156H237ZM239 155H240V154H239ZM251 155H253V154H251ZM263 155H264V154H263ZM35 156H36V155H35ZM42 156H40V157H42ZM58 156H59V155H58ZM116 156H117V155H116ZM129 156H130V155H129ZM142 156H143V155H142ZM142 156H140V157H142ZM152 156H153V155H152ZM162 156H163V155H162ZM168 156H169V155H168ZM172 156H174V155H172ZM180 156H181V153H180ZM187 156H188V155H187ZM208 156H209V155H208ZM223 156H224V155H223ZM223 156L221 155V157H223ZM231 156H233V155H231ZM242 156H243V155H242ZM244 156H247V155L245 154ZM255 156H256V155H255ZM60 157L62 158L63 156L60 154ZM60 157H58V158H60ZM108 157H109V156H108ZM122 157H123V156H122ZM147 157H148V156H147ZM177 157H179V156H177ZM203 157H204V156H203ZM205 157H206L205 160L207 161V160H208V159H207L208 157H207V156H205ZM233 157H234V156H233ZM233 157L228 158V159H231V160H232V159L236 158V157H234V158H233ZM27 158H28V157H27ZM30 158H31V156H30ZM37 158H38V156H37ZM43 158H44V156H43ZM80 158H81V157H80ZM84 158H87V157H84ZM101 158H102V157H101ZM106 158H107V157H106ZM123 158H124V157H123ZM128 158H129V157H128ZM128 158H127V159H128ZM143 158H144V157H143ZM143 158H142V159H143ZM148 158H149V157H148ZM148 158H147V159H148ZM164 158H166V156H164ZM170 158H171V157H170ZM172 158H174V157H172ZM247 158H248V157H247ZM247 158H245V159H247ZM253 158H254V157H253ZM259 158H260V156H259ZM261 158H263V157L261 156ZM19 159H20V158H19ZM28 159H29V158H28ZM28 159H27V160H28ZM68 159H69V157H68ZM68 159H67V160H68ZM70 159H71V158H70ZM87 159H88V158H87ZM89 159H90V156H89ZM99 159H100V157H99ZM107 159H108V158H107ZM121 159H122V158H121ZM152 159H153V157H152ZM152 159H151V160H152ZM156 159H157V158H156ZM156 159H155V160H156ZM161 159H162V158L160 157V160H161ZM167 159H169V157H168ZM184 159H185V157H184ZM218 159H219V158H218ZM222 159H223V158H222ZM224 159L227 160L226 158H224ZM241 159H242V158H241ZM15 160H16V159H15ZM17 160H18V159H17ZM20 160H21V159H20ZM31 160H32V159H31ZM31 160H28V161H31ZM33 160H34V158H33ZM33 160H32V161H33ZM37 160H38V159H37ZM37 160H36V161H37ZM40 160H41V161H45L44 159H40ZM40 160H39V161H40ZM62 160H63V159H62ZM67 160H63V162L61 161L60 163H62V164L64 165V163H65L64 161H67ZM79 160H80V159H79ZM81 160H82V158H81ZM108 160H109V159H108ZM108 160H106V161H108ZM143 160H144V159H143ZM151 160H150V163H151ZM157 160H158V159H157ZM169 160H171V159H169ZM182 160H183V159H182ZM188 160H191V159H189V157H188ZM192 160H193V159H192ZM259 160H260V159H259ZM261 160H262V159H261ZM18 161H19V160H18ZM18 161H17V162H18ZM39 161H38V163H39ZM83 161H85V159H84ZM116 161H117V160H116ZM145 161H146V160H145ZM148 161H149V160H148ZM148 161H146V162H148ZM171 161H172V160H171ZM173 161H176V160L174 159ZM178 161H179V160H178ZM195 161H196V160H195ZM197 161H198V159H197ZM222 161H223V160H222ZM232 161H233V160H232ZM235 161H236V160H235ZM235 161H233L232 163H234ZM249 161H250V160L248 159V162H249ZM253 161H254V160H253ZM262 161H263V160H262ZM67 162H68V161H67ZM76 162H77V161H75V163H76ZM101 162H104V161H101ZM108 162H109V161H108ZM108 162H107V163H108ZM160 162H161V161H160ZM163 162H165V160H163L161 163H163ZM167 162H168V160H167ZM167 162H166V163H167ZM191 162H193V161H191ZM201 162H202V161H201ZM201 162H200V163H201ZM208 162H209V161H207V165H208ZM248 162H246V163H247V164H251V163H253V162H251V163H248ZM256 162H257L258 164H260L259 161H256ZM107 163H105V164H107ZM109 163H110V162H109ZM109 163H108V164H109ZM121 163H122V161H121ZM129 163H130V160H129ZM153 163H156V162H153ZM157 163H158V162H157ZM168 163L170 164V162H168ZM198 163H199V161H198ZM198 163H197V164H198ZM218 163H219V162H218ZM232 163H231V164H232ZM49 164H50V163H49ZM71 164H73V163H71ZM71 164H70V165H71ZM87 164H88V163H87ZM87 164H86V165H87ZM123 164H125V163H123ZM151 164H152V163H151ZM177 164H178V163H177ZM225 164H226V163H225ZM225 164H223V165H225ZM235 164H236V162H235ZM239 164H240V163H239ZM242 164H243V163H242ZM255 164H256V163H255V161H254V165H255ZM261 164H262V165H261L260 167H261V168H264V166H263L264 163L261 162ZM38 165H39V164H38ZM41 165H42V164H41ZM65 165H66V164H65ZM74 165H75V164H74ZM110 165H111V164H110ZM110 165H107V166H110ZM113 165H115V164H113ZM131 165H132V164H131ZM141 165H142V164H141ZM143 165H144V163H143ZM157 165H158V164H156V166H157ZM165 165H166V164H165ZM172 165H173V164H172ZM186 165H187V164H186ZM199 165H200V164H199ZM199 165H198V166H199ZM203 165H204V164H203ZM210 165H212V164H210ZM228 165H229V161H228ZM48 166H49V165H48ZM48 166H44V167L47 168ZM60 166H61V165H60ZM101 166H102V163H101ZM103 166H106V165H103ZM103 166H102V167H103ZM122 166H123V165H122ZM156 166H155V167H156ZM166 166H167V165H166ZM170 166H171V165H170ZM170 166H169V167H170ZM174 166H175V164H174ZM189 166H190V165H189ZM192 166H193V165H192ZM231 166L234 167V164L231 165ZM244 166H245V165H244ZM262 166H263V167H262ZM67 167H68V168H72V167H69V166L67 165V166H66V169H65L66 171L68 170ZM81 167H82V166H81ZM89 167H90V166H89ZM89 167H86V169L89 168ZM115 167H117V166H115ZM134 167H135V166H134ZM149 167H150V166H149ZM151 167H152V166H151ZM153 167H154V165H153ZM153 167H152V168H153ZM159 167H161V165H159ZM162 167H163V166H162ZM177 167H178V166H177ZM213 167H214V166H213ZM216 167H217V169H218V166H216ZM223 167H224V166H223ZM236 167H237V170H238V166H236ZM250 167H251V166H250ZM256 167H257V166H255V169H256ZM258 167H259V166H258ZM258 167H257V168H258ZM61 168H62V167H61ZM61 168H60V169H61ZM63 168H64V166H63ZM74 168H76V167H74ZM83 168H84V166H83ZM129 168H132V167H129ZM167 168H168V166H167ZM175 168H176V167H175ZM190 168H191V167H190ZM193 168H194V166H193ZM193 168H192V169H193ZM224 168H225V167H224ZM226 168H227V167H226ZM228 168H230V167H228ZM239 168H240V167H239ZM90 169H91V167H90ZM106 169H107V168H106ZM109 169H110V168H109ZM109 169H108V170H109ZM111 169H112V168H111ZM111 169H110V170H111ZM114 169H116V171H117V168H114ZM118 169H119V168H118ZM178 169H179V168H178ZM209 169H211V168L209 167ZM209 169H208V170H209ZM221 169H222V168H221ZM221 169H220V171H219L220 173H221ZM233 169H234V168H233ZM233 169H232V167H231V172L233 171ZM258 169H259V168H258ZM258 169H257V170H258ZM62 170H64V169H62ZM72 170H73V168H72ZM74 170H75V169H74ZM84 170H85V168H84ZM92 170L94 171V168H93ZM95 170H97L96 167H95ZM102 170H105V169H102ZM123 170H124V169H123ZM129 170H130V169H129ZM132 170H133V168H132ZM132 170H130V171H132ZM138 170H139V169H138ZM152 170H153V169H152ZM156 170H158V169H156ZM175 170H176V169H175ZM179 170H180V169H179ZM218 170H219V169H218ZM218 170H217V171H218ZM222 170H223V169H222ZM227 170H228V169H227ZM237 170H235V171L237 172ZM114 171H115V170H113L112 173H114ZM166 171H167V170H166ZM168 171H169V169H168ZM198 171H199V169H198ZM202 171H203V170H202ZM204 171H207V169L204 170ZM209 171H210V170H209ZM209 171H208V172H209ZM217 171H216V169L214 170V168H213V172H217ZM224 171H226V170L224 169ZM229 171H230V170H229ZM60 172H62V171H60ZM70 172H73V171H70ZM70 172H69V173H70ZM89 172H90V171H89ZM132 172H133V171H132ZM148 172H149V171H148ZM153 172H155V171H153ZM159 172H160V171H159ZM169 172H171V171H169ZM169 172H168V173H169ZM175 172H176V171H175ZM200 172H201V171H200ZM226 172H227V171H226ZM226 172H225V173H226ZM253 172H254V171H253ZM262 172H263V171H262ZM69 173H68V175H69ZM78 173H80V172L78 171ZM78 173H77V174H78ZM101 173H103V171H102ZM156 173H157V171H156ZM156 173H154V174H156ZM185 173H186V172H185ZM189 173H190V172H189ZM194 173H195V170H194ZM198 173H199V172H198ZM202 173H203V172H202ZM211 173H212V172H211ZM222 173H224V172L222 171ZM232 173H233V172H232ZM61 174H62V173H61ZM82 174H83V171H82ZM132 174H133V173H131V175H132ZM162 174H163V173H161V178H162ZM183 174H184V172H183ZM183 174H182V175H183ZM190 174H191V173H190ZM199 174H200V173H199ZM205 174H206V173H205ZM234 174H237V173H234ZM250 174H251V171H250ZM17 175H18V174H17ZM65 175H66V174H65ZM68 175H66V176H68ZM71 175H72V173H71ZM71 175H70V176H71ZM86 175L88 176V174H86ZM89 175H90V174H89ZM98 175L100 176V174H98ZM98 175H97V176H98ZM149 175H150V174H149ZM156 175H158V173H157ZM167 175H168V174H167ZM195 175H197V174H195ZM214 175L217 176V175L214 174V173H213V175H209V174H208V176H211V178H212ZM220 175H221V174H220ZM228 175H229V174H228ZM251 175H252V174H251ZM14 176H15V175H14ZM79 176H82V175H79ZM97 176H96V177H97ZM111 176H113V175H111ZM133 176H134V174H133ZM136 176H138V175H136ZM174 176H175V175H174ZM178 176H180V175H178ZM203 176L205 177L204 173H203ZM203 176H202V177H203ZM215 176H214V177H215ZM225 176H226V175H225ZM229 176H230V175H229ZM229 176H228V177H229ZM232 176H233V175H232ZM232 176H231V178H232ZM237 176H238V175H237ZM257 176H258V175H257ZM257 176H256V177H257ZM64 177H65V176H64ZM73 177H74V176H73ZM73 177L71 176L70 178H73ZM91 177H92V175H91ZM104 177H105V176H104ZM114 177H115V176H114ZM118 177H119V176H118ZM154 177H155V175H154ZM193 177H195V176H193ZM206 177H207V176H206ZM220 177L222 178L223 176H220ZM220 177H219V178H220ZM226 177H227V176H226ZM233 177H234V176H233ZM246 177H247V175H246ZM252 177H253V176H252ZM254 177H255V175H254ZM258 177H259V176H258ZM68 178H69V177H68ZM68 178H66V179H68ZM93 178H94V177H93ZM97 178H98V177H97ZM101 178H102V177H101ZM108 178H109V177H108ZM129 178H131V177L129 176ZM208 178H209V177H208ZM208 178H206V179H208ZM261 178H262V177H261ZM263 178H264V177H263ZM11 179H12V177H11ZM13 179H14V177H13ZM16 179H18V178L16 177ZM16 179H15V180H16ZM75 179H76V178H75ZM94 179H95V178H94ZM98 179H99V178H98ZM116 179H117V178H116ZM120 179H121V177H120ZM126 179H127V175H126ZM200 179H201V177H200ZM222 179H223V178H222ZM227 179H228V178H227ZM241 179H243V178H241ZM246 179H248V177H247ZM246 179H245V180L243 179V180L246 181ZM252 179L254 180V178H252ZM15 180H14V181H15ZM92 180H93V179H91V181H92ZM106 180H107V179H106ZM106 180H105V181H106ZM127 180H128V179H127ZM130 180H131V179H130ZM157 180H158V179H157ZM163 180H164V178H163ZM213 180H214V179H213ZM228 180H229V179H228ZM239 180H240V179H239ZM249 180H250V179H249ZM14 181H12V182H14ZM71 181H73V180H71ZM76 181H77V179H76ZM99 181H100V179H99ZM102 181H103V180H102ZM109 181H110V180L108 179V183H109ZM116 181H117V180H116ZM144 181H145V180H144ZM154 181H155V180H154ZM217 181H218V180H217ZM219 181H220V179H219ZM226 181H227V180H226ZM240 181H241V180H240ZM244 181H243V182H244ZM9 182H10V181H9ZM48 182H49V181H48ZM48 182H47V183H48ZM73 182H75V181H73ZM121 182H122V181H121ZM136 182H137V181H136ZM147 182H148V181H147ZM207 182H208V181H207ZM215 182H216V181L214 180V183H215ZM243 182L241 181V183H243ZM250 182H251V181H250ZM250 182L248 181V183H250ZM260 182H261V181H259V183H260ZM76 183H77V182H76ZM91 183H92V182H91ZM106 183H107V181H106ZM119 183H120V182H119ZM131 183H132V182H131ZM157 183H159V182H157ZM166 183H167V182H166ZM233 183H234V182H233ZM246 183H247V182H246ZM248 183L245 184V187H246V185L249 186ZM257 183H258V182H257ZM48 184H50V183H48ZM48 184H47V185H48ZM72 184H74V183H72ZM77 184H78V183H77ZM104 184H105V183H104ZM110 184H112V183H110ZM123 184H124V183H123ZM143 184H144V183H143ZM152 184H153V183H152ZM208 184H209V183H208ZM250 184H251V183H250ZM261 184H262V183H261ZM261 184H260V185H261ZM108 185H109V184H108ZM130 185H131V184H129V186H130ZM144 185H145V184H144ZM148 185H149V184H148ZM156 185H157V184H156ZM161 185H162V184H161ZM164 185H165V184H164ZM167 185H168V184H167ZM176 185H177V184H176ZM229 185H230V184H229ZM262 185H263V184H262ZM76 186H77V185H76ZM93 186L96 187V185H94V184H93ZM101 186H102V185H101ZM115 186H116V185H115ZM123 186H124V185H123ZM134 186H135V184H134ZM158 186H159V185H158ZM209 186H210V185H209ZM224 186H225V185H224ZM103 187H105V186H103ZM132 187H133V186H132ZM140 187H141V185L138 187V189H139ZM143 187H144V186H143ZM145 187H146V186H145ZM225 187H226V189H227V188L232 189V188H230V186H229V187H228V186H225ZM231 187H233L232 184H231ZM235 187H240V189H241L242 186H241V185H240V186L237 185V186H235ZM250 187H251V185H250ZM255 187H256V186H255ZM258 187H259V186H258ZM261 187H263V186H261ZM101 188H102V187H101ZM108 188H109V187H108ZM114 188H115V187H114ZM150 188H151V187H150ZM152 188H153V187H152ZM159 188H160V186H159ZM159 188H158V189H159ZM215 188H216V187H215ZM218 188H219V187H218ZM220 188H221V187H220ZM222 188H223V187H222ZM246 188L248 189V187H246ZM97 189H98V188H96V190H97ZM138 189H137V190H138ZM144 189H145V188H144ZM144 189H143V190H144ZM200 189H201V187H200ZM200 189H199V191H200ZM229 189H228V190H229ZM233 189H235V188H233ZM238 189H239V188H238ZM260 189H261V188H260ZM263 189H264V188H263ZM263 189H262V190H263ZM98 190H99V189H98ZM107 190H108V189H107ZM112 190H113V189H112ZM116 190H117V189H116ZM128 190H130V189L128 188ZM128 190L126 189L125 191L129 193ZM140 190H141V188H140ZM143 190H141V191H143ZM148 190H150L149 187H148ZM245 190H246V189H245ZM245 190L243 189V191H245ZM123 191H124V189H123ZM144 191H147V189L144 190ZM165 191H166V190H165ZM183 191H184V189H183ZM189 191H190V190H189ZM230 191H231V190H230ZM237 191H238V190H237ZM241 191H242V190H241ZM241 191H239L238 193H240ZM243 191H242V193H243ZM95 192H96V191H95ZM109 192H110V190H109ZM109 192H108V193H109ZM111 192H112V191H111ZM118 192H119V191H118ZM118 192H112V193H115V194H116V193H118ZM121 192H122V191H121ZM136 192H137V191H136ZM200 192H201V191H200ZM200 192H199V194H200ZM133 193H134V192H133ZM133 193H132V194H133ZM137 193H139V192H137ZM143 193H144V192H143ZM145 193H146V192H145ZM166 193H167V192H166ZM189 193H190V192H189ZM256 193H257V191H256ZM256 193H255V194H256ZM98 194H99V193H98ZM120 194H123V193H120ZM130 194H131V193H130ZM134 194H135V193H134ZM141 194H142V193H141ZM184 194H185V191H184ZM221 194H222V193H221ZM233 194H234V193H233ZM236 194H237V193H236ZM236 194H235V195H236ZM252 194H254V193H252ZM252 194H251V195H252ZM186 195H187V194H185V196H186ZM197 195H198V194H197ZM249 195H250V194H249ZM94 196H95V194H94ZM112 196H113V195H112ZM123 196H124V195H123ZM123 196H122V197H123ZM125 196H126V195H125ZM154 196H156V195H154ZM170 196H171V195H170ZM172 196H173V195H172ZM224 196H225V195H224ZM252 196L254 197V195H252ZM252 196H251V197H252ZM258 196H259V195H258ZM80 197H81V199H82V196H80ZM99 197H100V196H99ZM115 197H116V196H115ZM117 197H118V196H117ZM129 197H131V196H129ZM138 197H139V196H138ZM150 197H151V196H150ZM230 197H231V196H229V198H230ZM237 197H238V196H237ZM237 197H234V200H236ZM239 197H240L241 199H243L240 195H239ZM251 197H250V198H251ZM253 197H252V198H253ZM256 197H257V194H256ZM87 198H88V197H87ZM111 198H113V197H111ZM142 198H144L143 195H142ZM152 198H153V197H152ZM155 198H156V197H155ZM193 198H194V196H193ZM225 198H226V197H225ZM235 198H236V199H235ZM250 198H249V199H250ZM252 198H251V199H252ZM263 198H264V197H263ZM79 199H80V198H79ZM108 199H110V198H108ZM117 199H118V198H117ZM139 199H140V198H139ZM185 199H186V197L184 198V200H185ZM223 199H224V198H223ZM226 199H228V198H226ZM241 199H240V201L242 202ZM245 199H246V198H245ZM253 199H255V198H253ZM125 200H126V199H125ZM182 200H183V199H182ZM182 200H181V201H182ZM232 200H233V199H232ZM232 200L230 199L229 201H232ZM256 200H257V199H256ZM81 201H82V200H81ZM127 201H128V200H127ZM244 201H246V200H244ZM248 201H249V200H248ZM259 201H260V200H259ZM132 202H133V201H132ZM150 202H151V201H150ZM184 202H185V201H183V203H184ZM249 202H250V201H249ZM109 203H110V202H109ZM189 203H190V202H189ZM228 203H229V202H228ZM228 203H227V204H228ZM252 203H253V202H252ZM254 203H255V202H254ZM149 204H150V203H149ZM219 204H220V203H219ZM225 204H226V203H225ZM236 204H237V203H236ZM241 204H242V203H241ZM110 205H111V204H110ZM112 205H113V204H112ZM112 205H111V207H112ZM121 205H122V204H121ZM128 205H129V204H128ZM186 205H187V204H186ZM233 205H234V204H233ZM237 205H238V208H239V204H237ZM122 206H123V205H122ZM228 206H229V205H228ZM234 206H235V205H234ZM15 207H16V206H15ZM15 207H14V210H16ZM17 207H18V206H17ZM108 207H109V205H107V208H108ZM159 207H160V206H159ZM164 207H165V206H164ZM174 207H175V205H174ZM225 207H226V206H225ZM229 207H230V206H229ZM236 207H237V206H236ZM107 208H105V209L107 210ZM180 208H181V207H180ZM206 208H207V207H206ZM226 208H227V207H226ZM118 209H119V208H118ZM143 209H144V207H143ZM152 209H153V208H152ZM152 209H151V210H152ZM181 209H182V208H181ZM234 209H235V208H234ZM236 209H237V208H236ZM28 210H30V209H28ZM108 210H110V209L108 208ZM116 210H117V208H116ZM182 210H184V209H182ZM218 210H219V209H218ZM220 210H222V209H220ZM19 211H20V210H19ZM184 211H185V210H184ZM224 211H225V210H224ZM240 211H241V210H240ZM108 212H109V211H108ZM181 212H182V211H181ZM227 212H228V211H227ZM233 212H234V211H233ZM237 212H238V211H237ZM246 212H247V211H246ZM110 213H112V212H109V214H110ZM114 213H115V212H114ZM114 213H113V215H114ZM117 213H118V212H117ZM117 213H116V215H117ZM179 213H180V212H179ZM187 213H188V212H187ZM197 213H198V212H197ZM220 213H222V212H220ZM17 214H18V213H17ZM140 214H141V213H140ZM191 214H192V213H191ZM206 214H207V213H206ZM235 214H236V212H235ZM240 214H242V213H240ZM249 214H250V213H249ZM263 214H264V213H263ZM15 215H16V214H15ZM106 215H107V214H106ZM110 215H111V214H110ZM178 215H179V214H178ZM222 215H223V214H222ZM225 215H226V213H225ZM238 215H239V214H238ZM16 216H17V215H16ZM173 216H174V215H173ZM173 216H172V217H173ZM243 216H245V215H243ZM260 216H261V215H260ZM117 217H118V216H117ZM179 217H180V216H179ZM208 217H209V216H208ZM23 218H24V217H23ZM23 218H22V219H23ZM104 218H105V217H104ZM104 218H103V219H104ZM126 218H127V216H126ZM177 218H178V217H177ZM260 218H261V217H260ZM22 219H21V220H22ZM131 219H132V218H131ZM190 219H191V218H190ZM120 220H121V219H120ZM126 220H127V219H126ZM128 220H129V219H128ZM128 220H127V224H128V222H129ZM136 220H137V219H136ZM150 220H151V219H150ZM153 220H155V219L153 218ZM159 220H160V219H159ZM207 220H208V219H207ZM101 221H102V220H101ZM106 221H107V219H106ZM124 221H125V220H124ZM133 221H134V220H133ZM162 221H163V220H162ZM165 221H166V220H165ZM167 221H168V220H167ZM171 221H172V220H171ZM242 221H243V220H242ZM255 221H256V220H255ZM20 222H21V221H20ZM94 222H95V220H94ZM131 222H132V221H131ZM149 222H150V221H149ZM228 222H229V221H228ZM244 222H245V220H244ZM17 223H18V221H17ZM21 223H22V222H21ZM119 223H122V222H119ZM123 223H124V222H123ZM123 223H122V225H123ZM194 223H195V222H194ZM18 224H20V223H18ZM92 224H93V223H92ZM94 224H95V223H94ZM94 224H93V225H94ZM108 224H109V223H108ZM113 224H114V223H113ZM116 224H117V223H116ZM164 224H165V223H164ZM166 224H167V223H166ZM166 224H165V225H166ZM130 225H131V224H130ZM156 225H158V224H156ZM194 225H195V224H194ZM199 225H200V224H199ZM210 225H211V224H210ZM226 225H227V224H226ZM247 225H248V224H247ZM16 226H17V225H16ZM19 226H21V225H19ZM106 226H108V225H106ZM110 226H111V225H110ZM120 226H121V225H120ZM124 226H126V225H124ZM142 226H143V225H142ZM227 226H228V225H227ZM108 227H109V226H108ZM108 227H107V229H108ZM111 227H112V226H111ZM111 227H110V228H111ZM114 227H115V225H114ZM117 227H119L118 224H117ZM127 227L129 228V226H127ZM144 227H145V226H144ZM169 227H170V225H169ZM169 227H168V228H169ZM179 227H180V226H179ZM196 227H197V224H196ZM199 227H200V226H199ZM199 227H198V228H199ZM238 227H239V226H238ZM101 228H102V227H101ZM131 228H133V226H132ZM146 228H147V227H146ZM152 228H153V227H152ZM155 228H156V227H155ZM157 228H158V227H157ZM165 228H167V227H165ZM171 228H172V227H171ZM183 228H186V227L183 226ZM191 228H193V227H191ZM230 228H231V227H230ZM239 228H240V227H239ZM247 228H248V227H247ZM247 228H246V229H247ZM102 229H103V228H102ZM105 229H106V227H105ZM107 229L104 230V231H107ZM112 229H114V228H112ZM141 229H142V228H141ZM141 229H140V231L142 232L143 229H142V230H141ZM149 229H151L150 226H149ZM181 229H182V228H181ZM237 229H238V228H237ZM100 230H101V229H100ZM128 230H129V229H128ZM130 230H131V229H130ZM134 230H135V229H134ZM151 230H152V229H151ZM153 230H154V229H153ZM239 230H240V229H239ZM256 230H257V229H256ZM116 231H117V230H116ZM144 231H145V230H144ZM162 231L164 232V230H162ZM162 231H161V232H162ZM168 231H169V229H168ZM193 231H194V230H193ZM199 231H200V230H199ZM234 231H237V230H234ZM244 231H245V230H244ZM244 231H243V232H244ZM110 232H111V231H110ZM131 232H132V231L129 232V233H130V236H132V235H131ZM135 232H137V231H135ZM141 232H139V233H141ZM150 232H151V231H150ZM173 232H174V231H173ZM177 232H178V231H177ZM179 232H182V231H179ZM237 232H238V231H237ZM251 232H253V231H251ZM129 233H128V235H129ZM139 233H138V234H139ZM142 233H143V232H142ZM142 233H141V234H142ZM240 233H241V232H240ZM240 233H239V234H240ZM106 234H107V233H106ZM113 234H114V232H113ZM113 234H112V233L109 234V231H108V236L110 235V237H111V235H113ZM115 234H116V233H115ZM138 234H137V235H138ZM151 234H152V233H151ZM151 234H150V235H151ZM233 234H234V232H233ZM239 234H238V235H239ZM241 234H242V233H241ZM244 234H245V233H244ZM244 234H243V235H244ZM249 234H250V233H249ZM126 235H127V234H126ZM128 235H127V236H128ZM137 235H135L136 237L133 236L134 239L137 238ZM144 235H146V234L144 233ZM150 235H149V236H150ZM154 235H155V234H154ZM154 235H153V238H155ZM163 235H164V234H163ZM172 235H173V234H172ZM183 235H184V234H183ZM243 235H241V237H242ZM114 236H115V235H114ZM124 236H125V235H124ZM130 236H129V237H130ZM146 236H147V235H146ZM176 236H177V235H176ZM235 236H236V235H235ZM239 236H240V235H239ZM116 237H117V236H116ZM133 237H132V238H133ZM127 238H128V237H127ZM147 238H148V236H147ZM149 238H150V237H149ZM114 239H115V238H114ZM118 239H119V238H118ZM118 239H117V240H118ZM123 239H124V237H123L121 240H122V241L126 240V237H125L124 240H123ZM156 239H158V236H157ZM156 239H155V240H156ZM168 239H170V237H169ZM179 239H180V238H179ZM203 239H204V238H203ZM203 239H202V240H203ZM107 240L110 241L111 239H107ZM115 240H116V239H115ZM115 240H114V241H115ZM121 240H120V241H121ZM128 240H130V239H128ZM171 240H172V239H171ZM171 240H170V242H172ZM173 240H174V239H173ZM186 240H187V238H186ZM186 240H185V241H186ZM114 241H112L113 244H115ZM159 241H160V238H159ZM166 241H167V240H166ZM191 241H192V240H191ZM117 242H118V243H121V242H119V241H117ZM128 242H129V241H128ZM188 242H190V241H188ZM241 242H243V241H241ZM124 243H125V242H124ZM152 243H153V242H152ZM158 243H159V242H158ZM160 243H161V242H160ZM160 243H159V244H160ZM162 243H163V242H162ZM162 243H161V244H162ZM172 243H173V242H172ZM172 243H171V244H172ZM179 243H180V242H179ZM181 244H182V243H181ZM108 245H109V244L107 243V246H108ZM121 245H122V244H121ZM127 245H128V244H127ZM164 245H165V243H164ZM173 245H175V243H174ZM118 246H119V245H118ZM122 246H123V245H122ZM159 246H161V245H159ZM175 246H176V245H175ZM198 246H199V245H198ZM208 246H209V244H208ZM223 246H224V245H223ZM246 246H247V245H246ZM113 247H114V246H113ZM152 247H153V246H152ZM201 247H202V246H201ZM203 247L206 248L205 246H203ZM107 248H109V247H107ZM129 248H130V247H129ZM164 248H165V247H164ZM209 248H210V246H209ZM209 248H208V250H209ZM216 248H217V247H216ZM216 248H215V250H216ZM113 249H114V248H113ZM153 249H155V248L153 247ZM184 249H186V248H184ZM206 249H207V248H206ZM206 249H205V252H206ZM210 249H211V248H210ZM217 249H219V248H217ZM120 250H121V249H120ZM122 250H123V249H122ZM134 250H136V249H132V251H134ZM211 250H214V248L211 249ZM128 251H129V250H128ZM130 251H131V250H130ZM132 251H131V252H132ZM145 251H146V250H145ZM151 251H152V250H151ZM123 252H124V251H123ZM126 252H127V251H126ZM153 252H154V251H153ZM192 252H193V251H192ZM198 252H199V251H198ZM216 252H217V250H216ZM133 253H135V251H134ZM180 253H181V252H180ZM170 254H171V253H170ZM181 254H182V253H181ZM122 256H123V255H122ZM129 256H130V254L128 255V257H129ZM165 256H166V255H165ZM180 256H181V255H180ZM245 256H246V255H245ZM150 257H151V256H149V259L152 258V257H151V258H150ZM129 258L132 259V257H129ZM143 258H144V257H143ZM183 258H185V257H183ZM248 258H250V257H248ZM252 258H253V257H252ZM145 259H147L146 262H149V261H150L151 264L153 263V262H151L152 259H151V260H148V258H145ZM187 259H188V258H187ZM250 259H251V258H250ZM253 259H254V258H253ZM253 259H252V260H253ZM129 260H130V259H129ZM138 260H139V259H138ZM138 260L136 259V261H138ZM140 260H141V259H140ZM142 260H143V259H142ZM142 260H141V261H142ZM167 260H169V259H167ZM179 260H180V259H179ZM227 260H228V259H227ZM136 261H135V262H136ZM158 261H159V260H158ZM163 261H165V258H164ZM174 261H175V260H174ZM184 261H185V260H184ZM186 261H187V260H186ZM219 261H220V260H219ZM219 261H218V262H219ZM253 261H254V260H253ZM139 262H140V261H139ZM144 262H145V261H144ZM144 262H143V263H144ZM146 262H145L144 264H146ZM154 262H155V260H154ZM161 262H162V261H161ZM178 262H179V261H178ZM196 262L199 263V261H196ZM238 262H239V261H238ZM249 262H250V261L248 260L247 264H248ZM131 263H132V262H131ZM131 263H130V264H131ZM176 263H177V262H176ZM179 263H180V262H179ZM179 263H177V264H179ZM227 263H228V262H227ZM251 263H252V262H251ZM155 264H156V263H155ZM162 264H163V263H162ZM169 264H170V263H169ZM172 264H173V263H172ZM216 264H217V263H216ZM244 264H245V263H244ZM249 264H250V263H249ZM252 264H253V263H252ZM254 264H255V262H254Z\"/></svg>",
	"mask_w": 264,
	"mask_h": 264
}]
</instances>
